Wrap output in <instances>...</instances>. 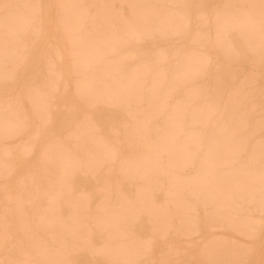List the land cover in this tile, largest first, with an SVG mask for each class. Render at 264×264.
I'll use <instances>...</instances> for the list:
<instances>
[{"label": "rangeland", "instance_id": "1", "mask_svg": "<svg viewBox=\"0 0 264 264\" xmlns=\"http://www.w3.org/2000/svg\"><path fill=\"white\" fill-rule=\"evenodd\" d=\"M32 1V2H31ZM34 1V2H33ZM72 1V0H71ZM71 1H69L68 2V0L66 1V2H68V3H70ZM83 1V2H82ZM103 1V2H102ZM107 0H93V2H92V0H78V2H77V0H73L72 2H74V4L73 3H70V4H67L65 1H64V3L66 4V5H79V7H75V8H78V9H76V12L75 11H72L73 9H75V8H70V7H67V8H69L72 12H74V14H73V16H75L76 14H77V12H78V10L80 9V6H81V9H80V12L79 13H81L82 12V10L83 9H85V7H86V10L88 11L87 13H88V19H90V16H92V15H94L95 13H96V11L98 10V11H100V13H99V15H100V19H98L97 21V23L96 24H98L97 26H99L97 29L99 30V29H103V32H105V33H103L105 36H106V34H108V36H106L107 38L108 37H110L109 36V34L110 35H112L110 38L111 39H107L106 40V38H105V40H102V41H105L104 42V44H106V45H111L112 43H113V41H112V43H107V42H111V40H114V37L116 36H118V34L117 33H119V30H121L122 28H123V26H124V22H125V20L126 21H128L131 17H130V15H129V13L132 11L131 10V7L130 6H128L127 5V3H123L122 1H121V4H120V0H111V2H110V0H108L109 1V4H108V1L106 2ZM149 1V2H148ZM154 2H152V0L150 1V0H147V6H144V3L141 5V7H140V4H138V2L136 3L137 5H139V7H137L138 9H143V6L146 8V9H143V10H150V9H152L151 8V6L153 5V4H155V5H153L154 7H158V8H154L153 7V9H154V12H155V10H156V12H158L159 10H161L160 11V14H161V12H162V14L161 15H163L164 13H166L165 15H163V16H167L168 18L169 17H172V18H174V20H170V22H171V24L169 25V27L170 28H168L169 30H170V32L173 30L172 29V27L173 28H175V26H176V24L177 23H174V22H176V21H178V18H179V20H181V18L183 19V15L181 16L180 14H183V12H185L186 10L185 9H182V8H178V7H175L176 5H185V1H187V0H183V2H180L181 0H169V2H168V0H159L160 1V3L162 4H160L159 3V1L158 0H153ZM155 1H157L156 3H155ZM162 1V2H161ZM171 1V2H170ZM175 3V2H177L175 5H172L173 4V2ZM202 2V4L203 5H205L206 7H204V8H202V9H200V13L202 14V15H211V14H213V11H214V9L217 7V5H218V8L220 7V8H222L221 6H222V3H223V0L221 1V0H188V4L186 3V5H190V4H200V2ZM12 3V4H18V5H21V6H23V4L22 3H24V5H31L32 3L34 4H41V5H45V6H47L46 5V0H37L36 2H39V3H36L35 2V0H28V4H27V1L25 2V0H24V2L23 1H21V0H0V4H2V3ZM15 2V3H14ZM54 2H55V4L57 3V0H54ZM62 2H63V0H62ZM101 2V3H100ZM115 2V3H114ZM153 4H152V3ZM211 2H212V4H211ZM77 3V4H76ZM93 3V5H91ZM108 5H107V4ZM148 3H149V6H148ZM169 3V4H168ZM172 3V4H171ZM180 3V4H179ZM215 3V4H214ZM99 4H102V5H104V7L103 6H99ZM146 4V3H145ZM150 4H152L151 6H150ZM172 6H171V5ZM201 4V5H202ZM110 5H112L111 7H110ZM113 5H114V7H113ZM160 5V6H159ZM220 5V6H219ZM94 6V7H93ZM107 6H108V8H107ZM170 6V7H169ZM101 7V8H100ZM106 7V13H105V10H104V8ZM147 7H148V9H147ZM149 7H150V9H149ZM163 7V8H162ZM25 8V9H24ZM97 8V9H96ZM98 8H100V9H98ZM111 8V9H110ZM176 8V9H175ZM219 8V9H220ZM104 11H103V10ZM159 9V10H158ZM165 9V11L163 12V10ZM166 9H167V12H166ZM171 9H173V12H172V10ZM18 12H19V14H18V12H16L15 13V17H17V18H15V20H16V24L18 25H16L15 23H13V26H11V28L9 29H5V30H3L4 29V27H2L3 25L2 24H4V20H3V15L2 14H0V19H1V21H2V24H1V22H0V33H3V34H1L0 35V53H2L1 55H0V60H1V62H0V64L2 65V67H1V65H0V126H2V124H3V126H7V129H5V127H3L5 130L3 131L2 129L3 128H1V131H3L4 133H0V135H1V137H0V148H6L7 147V145H9L8 147H7V150L10 152V153H8V151L5 149V151H7V153L6 154H4V155H2L1 153H4V152H2V150L0 151V161H2V162H0V165H2V164H4V163H6V164H4V166H5V168H4V170L2 171V169L0 168V186H3V188L2 187H0V218H1V220H2V218L5 220H0V222H3L2 223V225H1V223H0V262H3L4 264L6 263V264H8V261L11 259L10 257H11V255L12 256H17L18 254H16V252L18 253L19 251L18 250H21V247L22 248H24V247H26L27 246V240H26V238L24 239V237L25 236H27L28 237V234H30L29 235V237H28V239L29 238H31L30 236H32L33 237V241H40V242H42V244H50V242H51V240H52V237H51V234L48 232V230H45L43 227H35L34 225H36V223H32L33 221H35L36 222V216H35V214H34V212H36V210H34L33 211V209L34 208H38V210H40V209H43L44 208V210H46V207H44V202H42L43 200L41 199V198H39V197H36V198H34L35 200H34V204L33 205H30V202H29V199L28 198H30L29 197V195L30 196H33L34 194L33 193H35L34 192V190L37 192L38 190H39V188H41L43 185V183H44V181H45V179L46 178H44V177H46L47 176V174L45 173V174H43V170H44V164H41V163H39L40 161H38V159L37 158H35V157H33L32 155H31V153H30V151H28L29 153H30V155L28 156V152L27 153H25L24 154V156H23V154H18L17 153V155H16V153H15V155L16 156H14V148L16 147V146H13V145H15V143H14V141H12V140H10V139H8L7 138V136L6 135H8L9 134V132H15V131H11V129H13V127L15 128V126H18V127H16V128H19V129H14V130H20V128H21V125L22 124H25V122H26V125L27 126H31V125H33L34 123H35V116L34 115H36L35 114V109H34V106L32 105L31 106V104L30 105H27V107H26V101H25V99L26 98H34L35 99V101L37 100L38 101V103H39V99H41V96H35V95H38V94H36L35 92H34V96H33V93L31 94V92H33V91H31L32 89H35L36 90V88L35 87H37V92H39V93H43L44 94V97H46V95H51V97L53 98L54 97V99H52L51 100V98H49L48 99V96H47V98H46V102H47V100H49L48 102H47V104L48 103H50V104H48L49 105V107H50V109H51V119H50V121H49V124L51 125V126H54V127H57V130H58V135H57V140L61 143V145L60 146H62V148H64V147H67L66 149H68L69 148V150L68 151H70V152H72V153H79L80 154V150H78L79 148H80V146L81 145H83L81 142L79 143V139L78 140H74V138H76L75 136H74V134L76 133V131H77V129H79L81 126V124H82V121H81V119H83L82 117L83 116H86L87 117V126L88 125H90V126H95L96 125V127H94L95 129L97 128V126H98V129H96L95 130V132H94V128H91V131H89V133L90 132H92V136H91V134H90V136L89 137H92V138H90V139H101L100 141H102V143L104 144L105 143V141L107 142V144H108V142H109V144L110 145H114V146H116V148H117V152L118 153H120V154H125V155H129V153L130 154H132V155H136V154H138V156H140L142 153H144V154H147L148 153V151H146V149H144V150H142V153L140 152L141 151V148L140 147H142L143 145H145L146 143H145V141L143 140V139H145L146 137H149V142H151V143H149L148 141H146L147 142V144L149 143V144H152V143H154V141H155V137H156V134H155V132L154 133H152L154 130V127L156 126H158V125H160L159 127H161L162 125L161 124H163V120H164V118L163 117H166V119H171L172 118V116H173V114L176 112L175 110H176V108H174L175 106H174V104H175V99L177 100L176 102L178 103L179 101V103L180 104H177L176 103V105H177V109H178V111L179 112H184L185 110L187 111V112H190L189 110H187V107L188 106H186V104H188L189 105V102H187V100H189L190 98H191V96L188 98V89H190V87H189V83H187V82H184L183 84H179V86L177 87V89H175L174 88V92H171V90L173 89H168V86L166 85V82H170V79L169 78H171L172 77V75H173V73H174V69L177 67V65L181 62V61H178V60H181V59H186V55L189 53V56H188V59H190V60H192L191 61V66H195V65H197V62L198 63H201L202 61H205L206 60V58L207 59H211L212 61H213V63H215L217 60H219L222 64H224L225 65V69H224V71H223V73H222V78H223V80L224 81H226V86H225V88H224V90H223V93L221 94V99L223 100V101H227V100H225V99H228V97H229V95L228 94H230V96L232 95V93L234 92V89H235V87H239V88H237L238 90H239V95H237V96H235L234 98H233V100L235 99V101H237V100H239V102L241 103H239L238 101H237V103H239V104H237V103H233V102H235V101H233L232 102V104H234L233 105V107H234V109L236 110V111H238V110H240V113L239 114H241L242 116L241 117H244L243 119H241L240 121H239V123L240 122H243V123H240V124H246V125H244V126H242V129H243V127H244V129L242 130L241 128H240V132H241V134L239 135L240 137H241V135L244 137V134L245 135H248V134H250V135H252L251 137H254V140H253V143H254V145H256V144H258L259 145V142H257V141H260V139H261V129H260V127H258V132H256V131H254L253 129L254 128H252V127H256L258 124H259V122H257L256 121V124L254 123V124H252L253 123V119H254V122H255V120L256 119H258L259 118V111H260V109H259V98H260V90H261V87H262V85H264V64H262L261 63V60H260V62L259 61H256L257 59H256V57L254 58L253 57V55H251V54H243V53H241V54H239V55H237V57L235 58V60H230V61H225L224 60V57H223V55H222V53L221 52H219V51H222L220 48H218V46L216 47V46H213V47H209L208 45H206V44H201V43H197L196 44V40H195V42L194 43H192L194 40L193 39H191L193 36L192 35H190L189 33H186V32H184L183 33V31L181 32V30L178 32V33H176L175 34V36H174V34L172 35V36H170L169 37V35H171V33L170 32H166V33H170L169 35H167L166 33H164L165 35H163V36H165V37H163V36H161V35H155L154 37H152V38H150V39H148V40H142V41H134V42H128V43H126L125 45H123L122 44V42H120V40H119V42H117V43H115L114 42V48H116L114 51L116 52H118V55L120 56V54L122 55V53L124 54V53H129V51L131 52V53H129V54H131V55H129L128 53L126 54V55H128L127 57H126V55L124 54L123 56H121L120 58H117V52L115 53V52H110V53H106V51L104 52V51H100V52H98L99 53V55L100 56H98V54L96 55V56H94V57H98V58H101L100 59V61L98 60V58H96V60L94 59V57H93V59L97 62L96 63V65L98 64V62L100 63V64H102L103 62H105L107 65L109 64H111V65H113V64H119V63H121L122 61L121 60H123L124 58H126L127 60H123L124 62H122V64H120V65H118V66H121V67H119L120 68V70H121V75L123 76V78H122V76L121 75H119V78L117 77V75L116 74H118V73H114L113 75H112V79H110V78H107L106 79V81H103L102 83H104L103 85H102V83L99 85L98 84V87L99 86H101V90L104 88V86H109L108 84L110 83H115L116 81L118 82V80L117 79H120V77L122 78V79H120L121 81H123V80H125L124 78H126V73H127V77H132L133 76V74L132 73H136V72H138V73H140V71L141 72H143L144 73V71L146 72V73H144V74H147L149 71V73L147 74V75H143L142 73H141V75H137V79H135L136 78V76L134 77H132V78H134V79H132L131 77V79L130 78H127V81L130 83V84H128V87H130L129 85H131V89L133 90V88L135 89L134 91H133V93L134 94H137V93H135V92H137V90L139 89V86H141V85H143V86H141L140 87V90L138 91V92H141V90L143 89V87H144V89L142 90L143 92H144V90H145V88H146V90H149L150 88V86L151 87H153V86H156V87H159V88H156V87H153V88H151V89H154V88H156V89H160V84H162V86H166L165 87V89L163 88V87H161V89H164V91L166 92H164L163 90H159V91H163V94L164 95H166V97L168 96L167 95V92L169 91V95H170V98H166L164 95V97L167 99V100H165L167 103L166 104H168V106H170V107H168L167 108V110H164V113H161L160 115H158V118L157 117H155V118H153V119H151V120H147V118L145 117L146 115L145 114H141V113H139V110H138V108H141L142 106V108L144 109V110H146L147 109V107H146V104L149 102V101H147V100H150V98H148V96H146L145 94L142 96V100H140L141 102H139V104H138V102L136 101V100H134L133 101V103L129 106H125V104H121V103H119V102H116V103H114V101L113 102H107V105H105L106 103H102V102H98V103H96L95 104V102L93 103V102H90V101H88V97H86L85 98V94H83V91H82V93L81 92H77V91H75V92H77L76 94L77 95H81V94H83L80 98L79 97H77V95L75 94V92H74V90H73V87L75 86V84L77 83L76 82V80H79L80 78H82L83 77V75H81V74H78V73H70V75H69V77H66L65 78V76L62 74V71H61V65L60 64H57V62H56V59L53 57L54 56V54H55V52H57L56 51V49L55 48H57L58 50H59V45L63 42V40L67 37V34L65 35L64 33H63V29H61L62 28V25H63V21H60V22H62V24L61 23H59L58 21L61 19V17H60V19H59V16H57L58 14H59V12H55L54 13V15H53V20H52V22H51V24H50V26H51V39L48 41V42H45L44 43V41H46V39H45V33H46V28H47V21H46V19H44L45 18V16H44V18H43V28H42V31L40 32V34L39 35H36L34 32H33V29H32V26H31V24L30 23H28L27 25H25V26H22V25H24V24H26V21H27V16H25V17H21V15L22 16H24V15H29V14H27L28 12H27V9H26V7H20L19 9H16ZM25 10V11H24ZM46 10H47V8H45L44 9V12L46 13ZM110 11V13H109V11ZM116 10V11H115ZM131 10V11H130ZM169 10V11H168ZM182 11V12H180V11ZM185 10V11H184ZM201 10L203 11V13L201 12ZM22 11V12H21ZM68 11V10H67ZM130 11V12H129ZM150 11H153V10H150ZM26 12V13H25ZM112 12L114 13V14H112ZM169 12L171 13V15L173 14V16H171L170 14H169ZM177 12V14L179 15V16H181V18L178 16V15H176L175 13ZM205 12V13H204ZM76 13V14H75ZM109 13V14H108ZM117 15H116V14ZM121 13V14H120ZM159 13V12H158ZM72 14L71 15H69V17H73L72 16ZM105 14L107 15V16H105ZM112 14V15H111ZM133 13H131V15H132ZM17 15V16H16ZM78 15V14H77ZM99 15H98V13H97V16L99 17ZM104 15V16H103ZM116 15V17H115V22H114V20H113V18H114V16ZM121 15V17H120V19L118 18L119 16ZM126 15V16H125ZM128 15V16H127ZM20 16V17H19ZM66 16V15H65ZM68 16H66V18H69ZM94 18H95V16H93ZM92 17V18H93ZM107 19L106 21H104L103 19ZM125 19H124V18ZM177 19H176V18ZM19 18V19H18ZM121 18L123 19V20H121ZM171 18V19H172ZM24 19H26L25 21H24ZM108 19H110V20H112L114 23H112V22H110V20H108ZM120 20V21H118V20ZM170 19V18H169ZM23 20V22H21V21ZM62 20V19H61ZM100 20V21H99ZM117 20V21H116ZM104 21V23H102V22ZM124 21V22H123ZM174 21V22H173ZM15 22V21H14ZM106 22H108L109 24H110V26H111V33L109 32L110 31V26L108 27L107 25V23ZM179 22L180 21H178V24H179ZM44 23H46V24H44ZM121 23V24H120ZM181 23H183V20H181ZM30 24V25H29ZM61 24V25H60ZM89 24V25H88ZM102 24V25H101ZM104 24H105V26H104ZM107 24V25H106ZM114 24V25H113ZM29 25V26H28ZM44 25H46V26H44ZM120 25H122V26H120ZM171 25H172V27H171ZM61 26V27H60ZM100 26H102V27H100ZM109 28L108 30L109 31H105V28ZM117 26H118V28H117ZM120 26V27H119ZM178 26V25H177ZM176 26V27H177ZM12 27H17L16 29L14 28V29H12ZM20 27H24V28H20ZM27 27V28H26ZM86 27V28H85ZM122 27V28H121ZM26 28V30H24L23 31V29H25ZM29 28V29H28ZM88 28H89V30L90 31H93V29H95V28H93L92 26H90V23H88V21H86V22H84V24H83V27H82V31H83V33H85V35H86V32H85V30H87V33L89 34L90 33V31L88 30ZM113 28H116V29H113ZM19 29V30H18ZM22 29V31H20ZM28 29V30H27ZM92 29V30H91ZM97 29H95L96 31H98ZM10 30V31H9ZM14 30V31H13ZM18 30V31H17ZM32 30V31H31ZM113 30H116L115 31V33H113ZM7 31H8V33H7ZM13 33H12V32ZM27 31V32H26ZM89 31V32H88ZM23 32L25 33L24 35H23ZM30 32V33H29ZM35 34V35H32L33 33ZM106 32H108V33H106ZM182 34H181V33ZM92 33V32H91ZM89 34V39L88 40H90L91 39V37H92V35L94 36L95 34H97V32H94L93 31V33H95V34ZM87 34V35H88ZM163 34V33H162ZM180 34V36H178ZM9 35V36H8ZM23 35V36H22ZM43 35V36H42ZM2 36V37H1ZM8 36V37H7ZM36 36H38L37 38H36ZM39 36H40V38H39ZM57 36V37H56ZM198 36V35H197ZM20 37V38H19ZM25 37V38H24ZM173 37V38H172ZM10 38V39H9ZM28 38V39H27ZM31 38V39H30ZM35 38H36V40H35ZM58 38V39H57ZM194 38V37H193ZM7 40V42H5V40ZM56 39V40H55ZM118 39V38H117ZM190 39H191V42H190V44H189V41H190ZM4 40V41H3ZM11 40H14V42L13 41H11ZM17 40V41H16ZM87 40V41H88ZM193 40V41H192ZM32 41V42H31ZM91 41V40H90ZM35 42V43H34ZM52 42V43H51ZM6 43V44H5ZM10 43V44H9ZM16 43V44H15ZM18 43V44H17ZM24 43V45H22V44ZM26 43V44H25ZM34 43V44H33ZM38 43V44H37ZM44 43V44H43ZM5 46H4V45ZM11 44H13V45H16L15 46V48H14V46L13 45H11ZM116 44V45H115ZM121 44V45H120ZM129 44H131V45H129ZM3 45V46H2ZM7 45V46H6ZM20 45L24 48L25 46V48L23 49V48H21L20 49ZM37 45V46H36ZM127 45V46H126ZM202 45H204L203 47H202ZM19 46V47H18ZM50 48H49V47ZM120 46H122V47H120ZM124 46H126V47H124ZM129 46V47H128ZM6 47V48H5ZM9 47V48H8ZM13 47V48H12ZM194 47V48H193ZM200 47H202V48H200ZM215 47V48H214ZM237 47H238V49H246V45L241 41V38L239 37L238 38V40H237ZM8 48V49H7ZM209 48V49H208ZM214 48V49H213ZM217 48V49H216ZM11 49H12V51H11ZM70 49H71V47H70ZM119 49V50H118ZM126 49V50H125ZM127 49H129V51L127 50ZM147 51H146V50ZM194 49V50H193ZM207 49H208V51H207ZM218 49H219V51H218ZM7 51V52H3V51ZM9 50V51H8ZM20 50H22V51H20ZM50 50V51H49ZM157 50H160V51H158L157 52ZM27 51V52H26ZM125 51V52H124ZM144 51H146L145 53H144ZM178 51V52H177ZM190 51H194V54L193 53H191ZM197 51V52H196ZM201 51V52H200ZM11 52V53H10ZM15 52H16V54H15ZM20 52H22L21 54H20ZM104 52V53H103ZM141 52V53H140ZM162 52H165V53H163L162 54ZM187 52V54H184V53H186ZM202 53L200 56L199 55H197L196 56V53ZM8 53V54H7ZM106 53V54H105ZM120 53V54H119ZM148 53H150V54H148ZM159 54L160 56H162V58L160 57V56H158L157 54ZM177 53V54H176ZM206 54V55H204V54ZM207 53H208V55H207ZM221 53V54H220ZM5 54H7L6 56H5ZM13 54V55H12ZM17 54H19V55H17ZM47 54V55H46ZM49 54V55H48ZM52 54V55H51ZM105 55V57L104 58H102L101 56L102 55ZM108 54V55H107ZM109 54H111V55H109ZM139 54H141V55H139ZM162 54V55H161ZM4 56V59L2 60V58H3V56ZM20 55H21V57H20ZM27 55V56H26ZM139 55V56H138ZM142 55H144V56H142ZM157 55V56H156ZM192 55H195L194 57L196 58V57H200V61H199V58H192L193 56ZM204 55V56H203ZM12 56V57H11ZM25 56V58H23ZM49 56H51V57H49ZM134 56V57H133ZM144 58V59H142V57ZM147 56V57H146ZM150 56V57H149ZM163 56H166L165 58L163 57ZM179 56H181V57H179ZM183 56V57H182ZM203 56V57H202ZM252 56V57H251ZM7 57V58H6ZM10 57V58H9ZM19 57V59H16V58H18ZM47 57H48V59H47ZM130 57H133L134 59H132L133 60V62H132V60H130V62L128 61L129 60V58ZM157 59H156V58ZM185 57V58H184ZM190 57V58H189ZM202 57V58H201ZM9 58V59H8ZM51 58V59H50ZM54 58V59H53ZM111 58H113V59H111ZM115 58H117L116 60H115ZM150 58V59H149ZM164 58V59H163ZM192 58V59H191ZM205 58V59H204ZM251 58V59H250ZM14 59H16V61L14 60ZM70 59H71V62L74 60V58H73V56L71 57L70 56ZM93 59H92V62H93ZM107 61H105V60ZM121 59V60H120ZM154 59H156V60H154ZM163 59V60H162ZM165 59H168V61L167 60H165ZM193 59H195V60H197L198 59V61L197 62H195V60L193 61ZM203 59V60H202ZM254 59H255V61H256V64H254L253 63V61H254ZM7 60V61H6ZM44 60V61H43ZM55 60V61H54ZM112 60H113V63H112ZM115 60V61H114ZM119 60V61H118ZM147 61V62H143V63H141L142 61ZM149 60V61H148ZM161 60V62H157V63H160V64H157L156 65V63H155V61H160ZM177 60V61H176ZM259 60V59H258ZM3 61H4V63H3ZM22 61V63L20 64V62ZM46 61V62H45ZM95 61L93 62V63H95ZM101 61H102V63H101ZM118 61V62H117ZM121 61V62H120ZM152 61H154V62H152ZM177 63L178 62V64H176L175 62ZM53 62V63H52ZM55 62V63H54ZM109 62V63H108ZM111 62V63H110ZM126 62V63H125ZM136 62H138V64H136L137 65V67L135 66V63ZM140 62V63H139ZM149 62H151L150 64H149ZM194 62H195V64H194ZM10 63H13V64H10ZM14 63H18V65L17 64H14ZM49 63V64H48ZM59 63V62H58ZM147 63V64H146ZM232 63V64H231ZM52 64V65H51ZM54 64V65H53ZM79 64V63H78ZM127 64V65H126ZM131 64H133V65H131ZM144 66H143V65ZM153 64V65H152ZM173 64H174V66H175V68H174V66H173ZM4 65V66H3ZM11 65H13L12 67L13 68H15V69H13L12 67H11ZM15 65H17L18 67H16ZM20 65V66H19ZM108 65V66H109ZM144 67V69H143V71L141 70L143 67ZM149 68V69H146L147 67ZM155 65V66H154ZM170 65V66H169ZM47 66H49V67H47ZM50 66H53L54 68H56L55 69V74L54 73H50ZM100 66H102L103 67V65H97V70H98V68ZM108 66H105L104 65V67H103V69H100V70H104L106 67H108ZM129 66H131L130 68H129ZM135 67V68H137V69H135V68H133V67ZM141 68V69H139V67ZM190 66V67H191ZM4 67H7V69L6 68H4ZM47 67V68H46ZM128 67V69H126ZM153 67V68H152ZM155 67V68H154ZM170 67L171 68V70H170V68H169V70H167L168 68ZM13 70H12V69ZM80 68V67H79ZM101 68V67H100ZM122 68V69H121ZM159 68V69H158ZM192 68V67H191ZM2 69H4L5 71H7V72H5L4 70H2ZM11 69V70H10ZM46 69V70H45ZM133 69H135V70H133ZM140 70V71H137V70ZM161 69H162V71H161ZM173 69V70H172ZM195 69V67L193 68V70ZM8 70H10V71H8ZM100 70H98V72H100ZM152 70V71H151ZM155 70H156V72H158V71H160V73L158 72L157 74H156V72H155ZM46 71V72H45ZM49 71V72H48ZM126 71H130L129 72V74L130 75H128V72H125ZM132 71V72H131ZM134 71V72H133ZM136 71V72H135ZM167 71V72H166ZM170 71V72H169ZM233 71V73H231ZM1 72H3L2 73V75H1ZM15 72V73H14ZM164 72L166 73V75H164L163 76V74H164ZM172 72V73H171ZM252 73L253 75V77L251 76V74L250 73ZM8 73H10L11 74V76H12V79H11V77H10V74H9V76H8ZM48 73H50V74H48ZM60 73V74H59ZM155 73V75H153ZM229 73H231L232 75H234L233 76V78H234V80H232L233 78H230V77H232V75L231 74H229ZM247 73V74H246ZM59 74V75H58ZM73 74H75V76L73 75ZM78 74V75H77ZM132 74V75H131ZM150 74H152V76H150ZM159 74H160V77H158L159 76ZM162 74V75H161ZM172 74V75H171ZM248 74H249V77H248ZM22 77H21V76ZM47 75V76H46ZM51 75H55L56 76V78L58 79V77L60 76V80L58 79H56V78H54V77H52ZM156 75H157V77H156ZM169 76V78H168V76ZM231 75V76H230ZM244 75H246V77L244 76ZM5 76H8V77H5ZM46 76V77H45ZM125 76V77H124ZM138 76H142V79H138V78H140V77H138ZM162 76H163V80H161L162 79ZM2 77V78H1ZM10 77V78H9ZM49 77H50V80H49ZM52 77V78H51ZM115 77V78H114ZM156 78V79H158V80H161V81H164L163 83L162 82H160V81H158L157 80V82L155 83V84H152L151 85V82L153 81L152 79V81L150 80V78ZM252 78V81H253V84H251V85H253L252 87H254V88H248V85L252 82H249L248 80H251V78ZM6 78V79H5ZM79 78V79H78ZM85 78V77H84ZM83 78V79H84ZM145 78V79H144ZM154 78V79H155ZM198 78H200V79H195V80H193V86L194 87H196V88H198V87H200L201 89L202 88H205V89H209V90H213V89H216L215 87H217V81H215L216 79H215V77H198ZM215 80H214V79ZM242 78H244L245 80H244V82H243V80H242ZM250 78V79H249ZM253 78H255V80L253 79ZM23 79V80H22ZM46 81H45V80ZM115 79V80H114ZM129 79L132 81V80H135L134 82L132 81V83L133 84H131V82L129 81ZM155 79V80H156ZM173 79V78H172ZM248 79V80H247ZM4 80V81H3ZM20 81V83H19V81ZM22 80V81H21ZM52 80H56V81H58V82H56V89H55V86L54 87H48L49 86V82L50 81H52ZM72 80H75V84L73 83L74 81H72ZM112 80V82H110ZM119 80V81H120ZM144 80H145V82L146 83H144ZM242 81V85L240 84L239 85V82L240 81ZM80 81H81V79H80ZM80 81H78V82H80ZM121 81L120 82H118V85L117 86H119L120 87V85H121ZM138 81L140 82V81H142L139 85H136V83H138ZM172 81V80H171ZM183 81V80H182ZM246 81H248L247 83H246ZM3 82V83H2ZM33 82V83H32ZM70 82V83H69ZM106 82V83H105ZM109 82V83H108ZM125 82H126V80H125ZM160 82V83H159ZM13 83V84H12ZM35 83V84H34ZM45 83V84H44ZM62 83V84H61ZM64 83V84H63ZM66 83V84H65ZM108 83V84H107ZM113 83H112V86H113ZM120 83V84H119ZM134 83H135V85L136 86H134ZM143 83V84H142ZM182 83V82H181ZM241 83V82H240ZM21 84V85H20ZM48 84V85H47ZM116 84V83H115ZM114 84V85H115ZM149 84H150V86H149ZM168 85H169V87H171L170 85V83H167ZM197 84H199L198 86H196ZM237 84V85H236ZM246 84V85H245ZM20 85V86H19ZM63 87V89H62V87ZM134 87H133V86ZM158 85V86H157ZM160 85V86H159ZM182 85V86H181ZM30 86V87H29ZM33 86V87H32ZM64 86H69L68 88H66V87H64ZM116 86V85H115ZM149 86V87H148ZM183 86H184V88H183ZM202 86V87H201ZM21 88V89H18L17 90V88ZM24 87V88H23ZM28 87H29V89H28ZM59 87H61V89L59 88ZM97 87V88H98ZM138 87V88H137ZM149 89H148V88ZM182 87V88H181ZM189 87V88H188ZM242 87H244V88H242ZM48 89L49 88V90H45V89ZM181 88V89H180ZM188 88V89H187ZM200 88H198V91L200 90ZM242 88V89H241ZM24 89V90H23ZM60 89V90H59ZM64 89H66V90H64ZM70 89L72 90V92H71V94L69 93L70 92ZM150 89V90H151ZM166 89H168V91H166ZM184 89L185 90H187V92L186 91H184ZM253 89H254V92H253ZM28 90H29V93H28ZM51 90V91H50ZM55 90V91H54ZM63 90V91H62ZM69 90V91H68ZM177 90V91H176ZM236 90V89H235ZM15 91V92H14ZM22 91V92H21ZM52 91H53V93H52ZM68 91V92H67ZM251 91L254 93V94H256V95H254L253 93H251ZM14 92V93H13ZM45 92V93H44ZM51 92V93H50ZM74 92V93H73ZM181 92V93H180ZM185 94H187V95H185ZM47 93V94H46ZM68 93V94H67ZM80 93V94H79ZM16 94V95H15ZM29 94V95H28ZM53 94V95H52ZM140 93H138V95H139ZM31 95V96H30ZM252 95H254V96H252ZM172 96H173V98H172ZM178 96V97H177ZM187 97V100H186V98L185 97ZM244 96H245V100L243 99L244 98ZM255 96H258V97H255ZM26 97V98H25ZM39 99H38V98ZM50 97V96H49ZM252 97V98H251ZM255 97V98H254ZM4 98H6V100L4 99ZM16 98L18 99V100H16ZM148 98V99H147ZM164 98V99H165ZM246 98H248V99H246ZM82 99H84V100H82ZM87 99V100H86ZM144 99V100H143ZM183 99H184V102H182L183 101ZM243 101H242V100ZM3 100H5L4 102H3ZM83 102H82V101ZM258 100V101H257ZM17 101V102H16ZM19 101H20V104H19ZM25 101V102H24ZM86 101H87V103L88 102H90V106L91 107H89V105H87V107H86ZM174 101V102H173ZM246 101V102H245ZM255 101V103H253ZM3 102V103H2ZM40 102H42V100H40ZM186 102V103H185ZM257 102V103H256ZM37 103V102H36ZM108 103H110V104H108ZM115 104V105H112V104ZM118 103V104H117ZM242 103L244 104V106L243 107H241V105H242ZM251 103H253L252 105H253V107L255 106V104H256V108H255V111L256 112H254V114L252 115V116H248V112H249V110L251 109V108H253V107H251L252 105H250ZM22 104V105H21ZM92 104V105H91ZM119 106V108H117L118 106ZM172 104H173V106H172ZM182 104H184L185 106H184V108H183V105ZM236 104V105H235ZM258 104V105H257ZM19 105H21L22 106V109H21V106H19ZM37 105V104H36ZM94 105V106H93ZM121 105V106H120ZM139 105V106H138ZM180 105H182V106H179ZM238 105H240V107L238 106ZM250 107H249V106ZM93 106V107H92ZM117 106V107H116ZM126 107V108H128L129 109V111H125L124 110V112H122L123 110H122V107ZM235 106H237L236 108H235ZM248 106V107H247ZM258 106V107H257ZM9 107H11V108H9ZM124 107H123V109H124ZM171 107H172V111L170 110L171 109ZM183 109H182V108ZM3 108V109H2ZM24 108V109H23ZM90 108H92V109H90ZM121 108V109H120ZM132 108V109H131ZM135 108V109H134ZM137 108V109H136ZM170 108V109H169ZM180 108V109H179ZM243 108V109H242ZM248 108H250V109H248ZM8 109V110H7ZM34 109V110H33ZM182 109V110H181ZM248 109V110H247ZM5 110V111H4ZM17 111V113H16V115L14 114L15 112L14 111ZM24 111V113L23 112H21V111ZM26 110V111H25ZM135 111V110H137L138 111V113H137V111H135L134 113H131V114H128V113H130L131 111ZM246 110V112H244ZM7 111V112H6ZM173 111H174V113H173ZM185 111V112H186ZM244 113H243V112ZM5 112V113H4ZM10 112V113H9ZM14 112V113H13ZM27 112V113H26ZM84 112H85V114H87V115H83L84 114ZM127 114H126V113ZM167 112H172V113H170V114H168ZM239 112V111H238ZM22 113V114H21ZM77 113H82V117H81V119H80V121L78 120V119H76L75 117H76V114ZM166 113H167V115H166ZM1 114H3L2 116H1ZM5 114L7 115V116H5ZM9 114H10V116H9ZM24 114V115H23ZM90 114V115H89ZM135 114V116H133ZM166 116H165V115ZM14 115V116H13ZM18 115V116H17ZM19 115H21V117L19 116ZM25 115H26V119L24 120V119H21V118H23V117H25ZM127 115H129L130 117L131 116H133V117H128ZM171 116V117H169V118H167V116ZM8 116H9V118H8ZM23 116V117H22ZM190 116H191V114H190ZM189 116V119L187 118V119H184V120H181V119H179V122H181V121H184L183 122V124H182V122L179 124L178 123V125L177 126H179V127H181L182 128V130L179 128L178 129V127H177V129L178 130H180V131H182V132H180L181 133V135L180 134H178V137H176V139L177 140H174L172 143H173V145H177V144H179L180 143V141L178 140V139H181V140H183V137H184V135H186V134H188L189 132L192 134H194L193 136H197V135H202L203 137H205V140H208L207 139V137L209 138V136H210V138L213 136V133L211 134V132L212 131H214L215 130V125H216V119L215 118H213V119H211V120H209V119H207V123H206V126L207 127H205L204 125H201V124H197V125H195V127L193 126V124L191 125V120H190V118L192 119V116L190 117ZM2 117H4V119L2 118ZM19 117H20V119L23 121V123H22V121L19 119ZM135 117V118H134ZM256 117V118H255ZM258 117V118H257ZM7 118V119H6ZM15 118H17V119H15ZM8 119H9V121H8ZM16 121H15V120ZM162 121H161V120ZM173 119V118H172ZM2 120H4V121H2ZM5 120H7V121H5ZM213 120H215V122L213 121ZM13 121H15V122H13ZM20 121V122H19ZM141 121H144V122H141ZM150 123H149V122ZM185 121H186V123L188 122V123H190V125L187 127L186 126V124H185ZM258 121H259V119H258ZM3 122V123H2ZM6 123V125H5V123ZM7 122H8V125H9V122H10V125L8 126L7 125ZM13 122V123H12ZM18 122V124L16 125V123ZM135 122V123H134ZM137 122V123H136ZM139 122H140V124H145V125H147V126H144V127H146V128H144L142 125H140L139 124ZM158 122V123H157ZM250 122H251V124H250ZM14 123H15V126H14ZM19 123H21V125L19 124ZM77 123V124H76ZM147 123V124H146ZM149 123V124H148ZM152 123V124H151ZM153 123H154V126H153ZM212 123H213V125H214V127H213V125H212ZM248 123V124H247ZM11 124H13V126L11 125ZM78 125V126H76V125ZM134 124H136V125H134ZM143 124V125H144ZM210 125V126H208V125ZM133 125V126H132ZM201 125V126H200ZM253 125H255V126H253ZM12 126V127H11ZM74 126H75V128H74ZM126 126V127H125ZM134 126H137L136 127V129H139V130H137V131H139V132H137L136 131V133L138 134V133H140L139 135H137L136 133H135V131H134ZM139 126V127H138ZM131 127H133L134 129H132ZM143 127V130L145 129H148L149 130V132L148 131H146L147 132V134H144L143 133V130L141 129ZM149 127H151V128H153L152 130H151V128L149 129ZM190 127V128H189ZM8 128H10V129H8ZM184 128V129H183ZM197 128V129H196ZM200 128V129H199ZM204 128V129H203ZM92 129H93V131H92ZM126 129V130H125ZM10 130V131H9ZM113 130L114 131H116L115 133L113 132ZM144 130V131H145ZM150 130H151V132H150ZM189 130V131H188ZM196 132V134H195V132ZM252 130V131H251ZM7 131V132H6ZM9 131V132H8ZM96 131H98V132H96ZM133 131V132H132ZM185 131V132H184ZM193 131V132H192ZM197 131H198V134H197ZM207 131V132H206ZM249 131V133L247 134V132ZM254 131V132H253ZM70 132V133H69ZM73 132V133H72ZM75 132V133H74ZM108 132V133H107ZM112 132H113V134H112ZM188 132V133H187ZM199 132H200V134H199ZM251 132V133H250ZM5 133H7V134H5ZM21 133V134H20ZM94 133V134H93ZM100 135H99V134ZM150 133V134H149ZM185 133V134H184ZM253 133V134H252ZM5 134V137L6 138H4V140L2 139L4 136L3 135ZM15 134H18L19 135V138H21V140L19 139V143H18V145H20V146H25L24 144H26V146H30L31 144V141L30 140H32V138H31V136L29 135V134H27V132H25V131H19V133H18V131L17 132H15ZM65 134H66V136H68V134H69V136L68 137H65ZM143 134V135H142ZM155 134V135H154ZM205 134V135H204ZM72 135V136H71ZM99 136V138L98 137H96V136ZM142 135V136H141ZM147 135V136H146ZM150 135V136H149ZM154 135V136H153ZM24 138H23V137ZM26 136V137H25ZM100 136H101V138H100ZM145 136V137H144ZM239 136L237 137V140L239 141L240 139H242V137L239 139ZM96 137V138H95ZM113 137V138H112ZM126 137H127V139H126ZM138 137H141V138H138ZM144 137V138H143ZM23 138V139H22ZM31 138V139H30ZM209 138V139H210ZM8 139V140H7ZM77 139V138H76ZM102 139H104V140H102ZM117 139V140H116ZM142 140V141H140V140ZM147 139V138H146ZM151 139V140H150ZM6 140V141H5ZM117 142H116V141ZM130 141V143H129V141ZM139 140V141H138ZM236 140V141H237ZM256 140V141H255ZM33 141V140H32ZM104 141V142H103ZM27 142H29V144L30 145H28V143ZM128 142V143H127ZM137 142H140L141 144H142V142H143V144L141 145V144H139V143H137ZM256 142V143H255ZM24 143V144H23ZM33 143V142H32ZM74 143H76L77 145H75ZM137 143V144H136ZM189 143V146L188 145H186L188 148H194L193 146H194V144L192 143V142H188ZM187 143V144H188ZM248 143V142H247ZM246 143V144H247ZM72 144H73V147L75 148H73L72 147ZM148 144V145H149ZM6 145V146H5ZM64 145V146H63ZM80 145V146H79ZM104 145H106V143L104 144ZM135 145H136V147H135ZM141 145V146H140ZM138 146H140V147H138ZM79 147V148H78ZM106 147V146H105ZM2 148V149H3ZM76 148H77V150H76ZM136 148V149H135ZM139 149V152H138V149ZM143 148V147H142ZM10 149V150H9ZM65 149V148H64ZM64 150V151H67V150ZM71 149V150H70ZM74 149V150H73ZM130 149H132L133 151H132V153H131V150ZM73 150V151H72ZM3 151H4V149H3ZM67 151V152H68ZM135 151H136V153H135ZM257 151H258V148H257ZM125 152V153H124ZM128 153V154H127ZM244 153V152H243ZM243 153H241V155H239L238 156V158L233 162L234 164L233 165H231L232 167H230L232 170L231 171H228V173L227 174H229V175H231L232 173V175H231V177L233 176L234 177V175L236 176V178L234 179L233 177V179H234V181H232V182H236L237 181V179L239 178V175H238V171L236 172V170H238V167L240 168L239 170H243V172H244V169H245V172H252V171H254L255 169H258V167L257 168H254V169H252L251 171H249V170H246V167H245V165H247V155L249 154V144H247L246 145V151H245V153L243 154ZM258 153H259V151H258ZM1 155H2V157H1ZM10 155V156H9ZM81 155V154H80ZM246 155V156H245ZM4 156H6L7 157V159H6V157H4ZM8 156H9V159H8ZM13 156V157H12ZM32 156V158H30ZM137 156V157H138ZM11 157H12V159H11ZM244 157H245V159H244ZM6 160H5V159ZM162 159H161V161H166V155L165 154H163L162 155V157H161ZM241 159H242V162H241ZM2 163V164H1ZM237 163H239V164H237ZM245 164V165H244ZM42 165V166H41ZM237 165V166H236ZM240 165V166H239ZM244 165V166H243ZM3 166V165H2ZM1 167V166H0ZM9 167V168H8ZM14 167V168H13ZM108 167V164H104L99 170H98V172L96 173L95 171H94V173L89 169H87L85 166L84 167H82V171L80 172V170L78 171V170H75L73 173L72 172H68V176H64V175H66V173L63 175L64 177V179H67L68 181L69 180H71V185H72V191H71V195L72 196H76V195H81V196H84V198L86 199V198H89V210H86L87 208H85L84 210H83V212H86V211H88V212H92V210H94L95 208L94 207H96L99 203H100V201H102L103 200V197H104V192H103V189H102V186H103V180L105 179V177L106 178H109V181L115 186V184H114V182L116 183L117 182V180L122 184V186H123V188L129 193V194H132V193H134V190L136 189V184H131L130 185V183H129V180L127 179V180H125L124 181V179H123V177H121V178H119V179H117V180H114V179H116V176H117V173L115 172V171H112V172H110V173H108L107 171H106V168ZM235 167V168H234ZM242 167V168H241ZM6 168L7 169H9L8 171L10 172V174L8 175L7 174V170H6ZM10 169H11V171H10ZM13 169V170H12ZM43 169V170H42ZM86 169L88 170V171H86ZM234 169H236L235 171H234ZM17 170H19L20 171V173H19V175L17 176V178L15 177V179H14V173L17 171ZM85 170V171H84ZM39 171V172H38ZM193 172V168H191V167H188V168H186L185 169V173H187V174H191ZM225 172H227V171H225ZM72 173V174H71ZM215 173H217V175L219 176V172L217 171V172H215ZM221 173V172H220ZM5 174H7V175H5ZM95 174V175H94ZM5 175V176H4ZM46 175V176H45ZM214 175V174H213ZM216 174H215V176H213L214 177V179H216L218 176H217ZM224 175H226V173L225 174H223V176ZM238 175V176H237ZM2 176V177H1ZM7 176V177H6ZM23 176V177H22ZM29 177H33L32 179L31 178H29ZM66 177V178H65ZM19 178L21 179V178H23V180L21 181H19ZM44 178V179H43ZM219 178V177H218ZM29 179H31V181L29 180ZM41 182V183H39L38 184V180ZM43 179V180H42ZM126 179V178H125ZM233 179H231V180H233ZM1 180H6V181H4V182H2ZM33 180H35V181H33ZM121 180V181H120ZM19 181V182H18ZM33 182V183H30V182ZM65 182H67L66 180H64ZM256 181V183H253V182H255ZM255 181H253V180H251L250 182H249V185H246L245 187H244V190H246L245 192V194L243 193V196H244V199H246V196L248 195H250V194H253L254 196H250L251 197V200L254 202H251V200H249V202H251V204H249L248 202H246V201H248V199L250 198V197H248L247 196V198L248 199H246V200H244L243 198H242V196H240L241 195V193H239V191H235V190H237V187H236V185L234 186V187H236L235 188V190H234V187H233V190H232V192H231V189H229V188H227L228 190H224L225 188H226V186L224 187V186H222V190H224L225 191V193L227 194V193H229V192H231V193H229V195H231L229 198L232 200V202H231V200H228V202L226 203L225 201H224V199H222V200H219V201H223V202H219V203H221V204H219V206L220 205H222V206H217V207H219V208H225V213L224 214H222V218L221 217H219V218H221V220L225 217V216H227V217H225L226 219H223V221H221V222H223L224 224H226L228 221L230 222L231 220V222H234L233 224H235L236 223V225L238 224L237 222H235V220L237 221L238 219V222H241L240 220L242 219V220H245V223H244V221L243 222H241V226H242V223H243V226H244V224H246L247 226H244V227H248V226H251L252 228H255V227H257V228H255V229H253L252 230V228H251V230L252 231H256L259 227L257 226V223L259 224V222L258 221H260V219H261V217H262V215H264V211H260L259 210V207H258V202L260 203V205H262V204H264V203H262V202H260L261 201V190H259L260 188H261V186L260 187H257V186H259V185H261L260 183H257V182H260V180H255ZM21 182V183H20ZM22 182H24V183H22ZM229 182H231V181H229ZM37 183V184H36ZM22 184V185H21ZM33 184H35L36 186H37V188L35 187V185H33ZM40 184H41V186H40ZM250 184H252V188H253V186H254V188L253 189H255V188H259L258 190L257 189H255V190H257V192L254 190H252L251 189V185ZM256 186V187H255ZM39 187V188H38ZM231 187V188H232ZM101 188V189H100ZM248 188H250V189H248ZM38 189V190H37ZM101 190V191H100ZM248 190H250V191H248ZM227 191V192H226ZM247 191H248V193H247ZM252 191H253V193H252ZM185 192H186V194H185ZM185 192H183L182 193V196H184L185 198L186 197H189L188 196V192H187V190L185 191ZM234 192H236V193H234ZM164 192H163V190L161 189V190H159V189H156L155 190V192H154V194H155V200L157 201V203L158 204H160V205H165L166 203V201H167V197L166 196H164V194H163ZM232 193H234L235 195L234 196H236V194H237V196L240 198V200H239V198L238 197H234L233 195H232ZM254 193H256V194H258V195H256V194H254ZM10 195V198L8 199V200H5V198L8 196V195ZM32 194V195H31ZM113 194L115 195V192L113 191ZM5 195H7L6 197H4ZM12 196V197H11ZM15 196H17V197H20V199L22 200V202H21V207H19V209L23 212V213H25V214H27L26 216H24L23 218L22 217H19V219H20V221H21V218H22V220H24L23 222H24V226L22 225V223L21 224H19V222L17 223V221H15V217H14V213H15V210H13L15 207H12V204H13V206H14V203H13V200H14V197ZM4 197V198H3ZM9 197V196H8ZM28 197V198H27ZM252 197H253V199H252ZM259 197V198H258ZM63 198H65V197H63ZM255 198H257L256 200H254ZM12 201H11V200ZM26 199H27V201L29 202H27L26 201ZM40 199V200H39ZM260 201H259V200ZM10 200V201H9ZM38 200H39V202H38ZM233 200H235V201H233ZM236 200L238 201V202H236ZM9 201V202H8ZM193 201V200H192ZM229 201L231 202V204L229 203ZM257 201V202H256ZM40 202H42V203H40ZM224 202H225V206H231L232 207V209L230 210V207H228V210L226 211V208L227 207H225V206H223L224 205ZM239 203L238 204V206L239 205H241V206H239L241 209H239V207L238 208H235V207H237V204L236 203ZM243 202H245V204L243 203ZM256 202V203H255ZM35 203H36V205L38 204V205H40V204H42V205H40V206H35ZM248 203V204H247ZM232 205H236V206H232ZM252 205V206H251ZM257 205V206H256ZM33 206V207H32ZM253 206H255V207H253ZM31 207V208H30ZM243 207V208H242ZM246 207V208H245ZM249 207V208H248ZM12 208V209H11ZM30 208V209H29ZM170 210H171V207L169 208ZM205 209V208H204ZM203 208H199L198 209V216L194 219V221L192 222V225L194 224V226L196 227L195 229H197V227H198V229H197V232L195 233V234H192V233H190V234H188V235H186V233L182 230V232H184L183 234L181 233V230L179 231H177V222H178V220H177V217H174L173 219H172V225H171V227L169 226V228L167 229V231L163 234L162 233V237H161V233H160V235H159V232H155V234H154V232H153V228H152V226H153V224H154V222H152V220L150 219V218H148L149 216H148V214L146 213L145 214V212H141L140 214H139V216H137V218H136V221L134 220L131 224L129 223L128 225H130V226H126V229L127 230H130V232H132L131 233V236H132V238H134V239H136V240H138L139 242H140V245L142 246V247H145L146 248V250H147V248H148V250H147V254L144 256V258H143V260L140 262V263H138V264H160V262L162 261V260H169V261H171L172 262V264H190L191 262V264H205L206 263V261L204 260V259H202V254H200V250H199V245H197V243L198 244H200V242H203L204 240L205 241H208L209 239H211V238H214V237H216L217 238V236L216 235H218V237L220 238V239H218L217 241H221V239L223 240V235H221V234H217V233H215L214 232V229H213V225L215 224V222H216V224H217V222L219 221V220H216V219H214V220H211V222H212V224H211V222L209 221L210 219H207V221H206V217H207V215H206V217H205V213H207V211H206V209L204 210ZM234 209V210H233ZM257 209V210H256ZM11 210H13V211H10ZM204 210V211H203ZM233 210V211H232ZM242 210V211H241ZM33 211V212H32ZM228 211H230L229 212V214L231 213H235L234 214V218H233V215H229L228 214ZM236 211H237V213H236ZM239 212H241V214H239ZM260 212V213H259ZM9 213H11V215H9ZM69 213H70V209H69V207L68 206H65V205H62L61 207H60V209H59V215H60V217H62V218H67L68 216H69ZM35 216V220H33V215ZM229 216H228V215ZM237 214H239V215H237ZM31 216V217H30ZM224 216V217H223ZM236 216H238V217H236ZM244 216V217H243ZM241 217H243V218H241ZM246 217H247V219H249V218H251L250 219V221L251 222H249V220L247 221L246 220ZM15 218V219H14ZM253 218V219H252ZM14 219V220H13ZM149 219V220H148ZM225 220L227 221L226 223H225ZM254 221V223H253V221ZM256 220V221H255ZM154 221V220H153ZM215 221V222H214ZM13 222H15V225H16V228H14L15 227V225H13L14 223ZM25 222H26V224H28V225H30V226H28V225H26L25 224ZM230 222V223H231ZM247 222V223H246ZM250 224H249V223ZM255 225V223H256V226L255 227H253V225ZM209 224V225H208ZM6 225H7V227H6ZM18 225V226H17ZM22 225V226H21ZM87 225H88V227H87ZM238 225H240V223L238 224ZM2 226V227H1ZM25 226H28V227H31L30 229H29V231L28 230H26V229H28V227H25ZM91 226H92V224H91V222H87V224L85 225V227H87V228H89V230L90 231H92V232H89V241H91L92 242V244H94L96 247H98V246H100L102 243H103V239H101V236H100V234H99V232H98V230H96V228H93L92 227V229H91ZM193 226V227H194ZM17 227H18V229H17ZM20 227H22V228H24L23 230H22V232H21V228ZM128 227V228H127ZM210 227L213 229V231H211L212 229H210ZM40 228V229H39ZM15 229V230H14ZM20 229V230H19ZM44 229V230H43ZM248 229V231L250 230L249 229V227L247 228ZM6 230V231H5ZM7 230H9V231H7ZM18 230V231H17ZM32 230V231H31ZM249 231V232H252V231ZM153 233H152V232ZM9 232V233H8ZM10 232H12V233H10ZM27 234H26V233ZM49 234H48V233ZM13 233H14V235H13ZM19 233V236L17 235V234ZM20 233H22L23 235L24 234H26L24 237H23V235H22V239H20V240H17L16 239V237L17 238H19L20 236H21V234ZM48 234V235H46V234ZM213 233H215V235L213 234ZM260 233H261V231H260ZM8 234V235H7ZM45 234V235H44ZM7 235V236H6ZM17 235V236H16ZM156 235V236H155ZM262 235H264V234H260V236H258L257 238H254V239H250L251 241H247V239H242V240H240V239H237L236 240V238H234V237H232V236H228V237H226L227 238V240H226V238H224V240H225V242H228L227 244H225L226 246H227V248L226 249H228L229 251H231V241L234 239L235 240V242H234V240H233V244L237 247H232L234 250L233 251H236L237 253H235L234 255H233V251H231L230 253L234 256V258H236L237 259V257L239 258V257H241V258H239L240 260H239V262H238V259H237V263H235V264H239L240 262V264H247L248 262V264H255L254 263V261H255V258H256V255H257V252H258V247H260V245H261V241H262ZM16 236V237H15ZM208 236V237H207ZM210 236V237H209ZM9 237H11L12 239H10ZM40 237V238H39ZM207 237V238H206ZM41 238H43V239H41ZM204 238V240L202 241V240H200V239H203ZM216 238H215V240H216ZM231 238H233V239H231ZM14 239V240H13ZM35 239V240H34ZM229 239H231L230 241H229ZM11 240V241H10ZM14 242H16V240H17V242L16 243H14ZM30 240H32V238L30 239ZM44 241H47V242H44ZM200 241V242H199ZM205 241L203 242V243H205ZM237 241V242H236ZM21 242H23V243H21ZM26 242V243H25ZM225 242H223V247H226L225 245H224V243ZM240 242V243H239ZM18 243V244H17ZM229 243H230V246H229ZM241 243H242V245H241ZM20 244H22V245H20ZM239 245V248H241V249H239L238 250V245ZM245 244H246V246L247 247H251L252 249H250L251 251H249V254H247V250H249V249H247L246 247H244L245 246ZM21 246L20 247V249H17V246ZM249 245H251V246H249ZM253 245V246H252ZM18 246V247H19ZM169 246H172V247H169ZM230 248H229V247ZM241 246V247H240ZM242 246H243V248H242ZM177 249V251H175L176 249ZM171 248V249H170ZM235 248H236V250H235ZM247 250H246V249ZM78 249V250H77ZM168 249H170V250H168ZM181 249V250H180ZM244 249V250H243ZM17 250V251H16ZM240 250H241V252H240ZM16 251V252H15ZM169 251V252H168ZM241 253L240 255H239V252ZM243 251H245V252H243ZM98 253H96V251H92V250H90L89 248H87L86 246H81V247H78V246H76L74 249H70L69 250V252L67 253V255L66 256H64L65 258H66V262H67V264H119L117 261H110V260H107V257L106 256H104V254L102 255V253L100 254V252L99 251H97ZM170 253V254H169ZM242 253H243V255L245 254V255H247L246 257H245V255H244V257L242 256ZM251 253V254H250ZM201 256H200V255ZM8 255L10 256L9 258H7L8 257ZM174 255V256H173ZM190 255H192L191 257H190ZM219 257V261H220V263H223L224 262V260H225V257L223 258V257H221L220 255H218ZM237 256V257H236ZM13 257V258H14ZM106 257V258H105ZM7 258V259H6ZM201 258V259H200ZM216 258V259H215ZM162 259V260H161ZM193 259H195V260H193ZM216 261H215V260ZM221 259V260H220ZM249 259V260H248ZM3 260V261H2ZM212 260H214V261H212ZM211 260V262L210 263H207V264H212V262H214V264H215V262H216V264L218 263V264H220L219 263V261L217 262V255H215V257L213 258ZM34 261H36V260H34ZM109 261L110 262H113V263H109ZM242 261H244V262H242Z\"/></svg>", "mask_w": 264, "mask_h": 264}, {"label": "bare ground", "instance_id": "2", "mask_svg": "<svg viewBox=\"0 0 264 264\" xmlns=\"http://www.w3.org/2000/svg\"><path fill=\"white\" fill-rule=\"evenodd\" d=\"M15 1V0H14ZM21 1H23L24 2V0H21ZM27 1V4H28V0H25V2ZM37 0H35V2H36ZM64 1L66 2L67 0H63V2H62V0H57V3L55 4V2H54V0H46V5L47 6H53V7H51V8H47V10H46V13H45V18L44 19H46V21H47V28H46V33H45V39H46V41H44V43L45 42H48L50 39H51V26H50V24H51V22H52V20H53V15H54V13L56 12H59V14L57 15V16H59V19H60V17H61V19L58 21L59 23H61L62 24V22H60V21H63V25H62V28L61 29H63V33L65 34H67V37L63 40V42L59 45V50L57 49V48H55L56 49V51L57 52H55V54H54V58L56 59V62H57V64H60L61 65V71H62V74L65 76V78L66 77H69V75H70V73L72 72H74V73H78V74H81V75H83V77L82 78H80L81 79V81H80V79L79 80H76V84H75V80H72V81H74L73 83L75 84V86L73 87V90H74V92L75 91H77V92H81L82 93V91H83V94H85L84 93V87H85V78L84 77H87L89 80H91V81H93L94 83H95V85L98 87V84L100 85L103 81H106V79L107 78H110V79H112L111 77H112V75L116 72V73H118V74H116L117 75V77L119 78V75H121V70H120V68L119 67H121V66H118V65H120V64H122V62H124L123 60H127L126 58H124L123 60H121L120 62L121 63H119V64H113V65H107L105 62H103L102 63V61H101V63L102 64H100L99 62H98V64L99 65H103V67H104V65L105 66H108V67H106L103 71L102 70H100V69H103V67L102 66H98L99 68H98V70H100V72H98V70H97V65H96V58H98V57H94V56H96L97 54H98V56H100L99 55V53L98 52H100V51H106V53H112V52H115L114 50L116 49V48H114V42L115 43H117V42H119V39H117L118 38V36L116 37H114V40H111V42H107V43H112V41H113V43L111 44V45H106V44H104V42L105 41H102V40H105V38H106V40L109 38V39H111L110 37L113 35L111 32V26H110V24L108 23V22H106L107 24V26L110 28V31L108 30L109 28H105L104 26H105V24H104V28H105V31L107 30V31H109L112 35H110L109 34V36L110 37H106V36H108V34H106V36L103 34V33H105V32H103V29H97L99 26H97L98 24H96L98 21V19H100V15H99V13H100V11H96V13L94 14V15H92V16H90V19H88L89 17H88V11L86 10V7H85V9H83L82 10V12L81 13H79L80 12V9H81V6H80V9L78 10V12H77V14L75 15V16H73V14H74V12H72V11H75L76 12V9H78V8H75V7H72V8H75V9H73L72 11L69 9V8H64V9H60V8H56V7H54V6H56V5H61V4H63V5H66L65 3H64ZM69 1H71V0H68V2ZM73 1V0H72ZM70 2V3H73L74 4V2ZM90 1V0H89ZM98 1V0H97ZM108 1V0H107ZM106 1V2H107ZM117 1V0H116ZM121 1L124 3H127V5L128 6H130L131 7V12L129 13V15H130V17L132 18V17H136V18H144V17H147V16H154V17H158V18H160V17H162L164 20H166V21H169V23H167V24H165L164 25V28L166 29L165 31H163L161 34H159V35H161V36H163V35H165L164 33H166V32H170V30L168 29V28H170L169 27V25L171 24V22H170V20L172 21V20H174V18H172V17H167V16H163V15H165L166 13H164L163 15H161L162 14V12H161V14H160V11L161 10H159L158 12H156V10H155V12H154V9H153V5H155V4H153L152 2H154L153 0H152V4H150V6H151V8L152 9H150V7H149V9L150 10H153V11H150V10H143V9H146L144 6H147V0H120L119 2H120V4H121ZM151 1V0H150ZM159 1V0H158ZM164 1V0H163ZM166 1V0H165ZM222 1V0H221ZM32 2V1H31ZM34 2V1H33ZM68 2H66L67 4H70V3H68ZM77 2H78V0H77ZM83 2V1H82ZM92 2H93V0H92ZM103 2V1H102ZM110 2H111V0H110ZM138 2V4H140V7H141V5L144 3V6H143V9H138L137 7H139V5H137L136 3ZM149 2V1H148ZM157 1H155V3H156ZM162 2V1H161ZM168 2H169V0H168ZM171 2V1H170ZM173 2V1H172ZM180 2H183V0H181ZM188 2V0L187 1H185V5H186V3ZM200 2V1H199ZM2 3V2H1ZM15 3V2H14ZM36 3H39V2H36ZM101 3V2H100ZM115 3V2H114ZM146 3V4H145ZM158 3V2H157ZM159 3H160V1H159ZM177 2H173V4L172 5H175ZM23 4V6H25L24 5V3H22ZM33 4V3H32ZM35 4V3H34ZM77 4V3H76ZM107 4V3H106ZM108 4H109V1H108ZM107 4V5H108ZM161 4V3H160ZM169 4V3H168ZM170 4V5H171ZM180 4V3H179ZM188 4V3H187ZM199 4V3H198ZM202 4V2H200V5ZM211 4H212V2H211ZM215 4V3H214ZM253 4H256V5H258L259 4V0H223V3H222V6H224V5H233V6H235V7H233L232 9H230V11H232V12H241V11H245L246 10V8H245V6H247V5H253ZM18 5V4H17ZM91 5H93V3L91 4ZM103 6L104 7V5H102V4H99V6ZM162 5V4H161ZM171 5V6H172ZM203 5V4H202ZM71 6V5H70ZM77 6H79V5H77ZM112 5H110V7H111ZM137 6V7H136ZM148 6H149V3H148ZM160 6V5H159ZM177 6V5H176ZM220 6V5H219ZM221 6V7H222ZM94 7V6H93ZM113 7H114V5H113ZM170 7V6H169ZM71 8V7H70ZM101 8V7H100ZM100 8H98V9H100ZM107 8H108V6H107ZM154 8H158V7H154ZM163 8V7H162ZM220 8V7H219ZM218 8V5H217V7L214 9V11H213V13H215L216 11H219V10H221L222 8H220L219 9ZM25 9V8H24ZM27 9V14H29V15H24V16H22L21 15V17L23 18V17H25V16H27L26 18H27V21H26V24H24V25H22V26H25V25H27L28 23H29V18H30V16H31V14H32V9H30V8H26ZM97 9V8H96ZM106 9V7L104 8V10ZM111 9V8H110ZM147 9H148V7H147ZM176 9V8H175ZM68 10V11H67ZM103 10V9H102ZM103 10V11H104ZM172 10V12H173V9H171ZM14 11H16V12H18L17 10H14ZM25 11V10H24ZM109 11V10H108ZM116 11V10H115ZM165 11V9L163 10V12ZM169 11V10H168ZM180 11V10H179ZM185 11V10H184ZM257 11V13H258V9L256 10ZM15 12V13H16ZM22 12V11H21ZM166 12H167V9H166ZM171 12V13H172ZM180 12H182V11H180ZM201 12L203 13V11L201 10ZM26 13V12H25ZM73 13V14H72ZM97 13H98V15H99V17L97 16ZM105 13H106V10H105ZM109 13H110V11H109ZM108 13V14H109ZM131 13H133L132 15H131ZM171 13L169 12V14L171 15ZM205 13V12H204ZM18 14H19V12H18ZM71 15L72 14V16L73 17H69V15ZM112 14H114L113 12H112ZM111 14V15H112ZM116 14V13H115ZM121 14V13H120ZM176 15H178L177 14V12L175 13ZM68 16L69 18H66V16ZM117 15V14H116ZM116 15L114 16V18H113V20L115 19V17H116ZM181 16H182V14H180ZM17 16V15H16ZM93 16H95V18L93 17ZM104 16V15H103ZM105 16H107L106 14H105ZM126 16V15H125ZM128 16V15H127ZM171 16H173V14L171 15ZM179 16V15H178ZM181 16H179L180 18H181ZM20 17V16H19ZM93 17V18H92ZM120 17H121V15L118 17L119 19H120ZM15 18H17V17H15ZM102 18V17H101ZM104 18V17H103ZM102 18V19H103ZM124 18V17H123ZM172 18V19H171ZM176 18V17H175ZM178 18V17H177ZM176 18V19H177ZM19 19V18H18ZM125 19V18H124ZM26 19H24V21H25ZM104 21H106L105 19H103ZM108 20H110V19H108ZM118 20V19H117ZM116 20V21H117ZM121 20H123L122 18H121ZM181 20H183L182 18H181ZM181 20H179V18H178V21H180L179 22V24H178V21H176V22H174V23H177L176 24V26L177 25H180L181 24ZM21 21V20H20ZM86 21H88V23H90V26H92L93 28H95V29H97L98 31H96L95 29H93V31L94 32H97V34H95V33H93V31H90L89 30V28H88V30L90 31V33L92 32L93 34H95L94 36L92 35V37H91V41L90 40H88L89 39V34L87 33V30H85V32H86V35H85V33H83V31H82V27H83V24H84V22H86ZM100 21V20H99ZM104 21L102 22V23H104ZM118 21H120V20H118ZM0 22H1V24H2V21H1V19H0ZM21 22H23V20L21 21ZM110 22H112V23H114L115 22V20H114V22L112 21V20H110ZM124 22V21H123ZM125 22H126V20H125ZM124 22V23H125ZM15 24H16V20H15V22H14ZM24 23V22H23ZM44 24H46V23H44ZM60 24V25H61ZM121 24V23H120ZM3 26L2 27H4V29L3 30H5L6 28H5V24H2ZM17 25V24H16ZM30 25V24H29ZM28 25V26H29ZM66 25H71L72 26V32H69L68 30H66ZM89 25V24H88ZM102 25V24H101ZM114 25V24H113ZM11 26H13V24L11 25ZM11 26L9 27V29L11 28ZM18 26V25H17ZM44 26H46V25H44ZM120 26H122V25H120ZM119 26V27H120ZM175 26V28H173L172 27V25H171V27H172V33H171V35H169L170 33H166L167 35H169V37L170 36H172L173 34H174V36H175V34L176 33H178L180 30L178 29V27H176ZM61 27V26H60ZM100 27H102V26H100ZM1 28V27H0ZM16 29L17 27H12V29ZM20 28H24V27H20ZM27 28V27H26ZM26 28L25 29H23V31L24 30H26ZM43 28V27H42ZM86 28V27H85ZM117 28H118V26H117ZM122 28V27H121ZM29 29V28H28ZM27 29V30H28ZM113 29H116V28H113ZM7 30V29H6ZM19 30V29H18ZM17 30V31H18ZM92 30V29H91ZM1 31V30H0ZM10 31V30H9ZM14 31V30H13ZM20 31H22V29L20 30ZM32 31V30H31ZM88 31V32H89ZM115 31L116 30H113V33H115ZM120 31V30H119ZM12 32V31H11ZM27 32V31H26ZM34 32V31H33ZM32 32V33H33ZM117 32V31H116ZM182 32V31H181ZM180 32V33H181ZM4 33V32H3ZM3 33H0V35L1 34H3ZM7 33H8V31H7ZM13 33V32H12ZM30 33V32H29ZM91 33V34H92ZM106 33H108V32H106ZM183 33H184V31H183ZM25 33L23 32V35H24ZM65 34V35H66ZM88 34V35H87ZM118 34V33H117ZM182 34V33H181ZM22 35V36H23ZM32 35H35L34 33L32 34ZM9 36V35H8ZM7 36V37H8ZM43 36V35H42ZM178 36H180V34L178 35ZM193 37L191 38V39H193L192 41V43H194L195 42V40L197 41L196 42V44L199 42V43H201V44H206V45H208L209 47H213V46H216L215 45V43L214 42H212L211 40H209V41H203V40H201L200 38H199V36H197V35H192ZM2 37V36H1ZM38 36H36V38H37ZM57 37V36H56ZM163 37H165V36H163ZM20 38V37H19ZM25 38V37H24ZM36 38H35V40H36ZM39 38H40V36H39ZM88 38V39H87ZM173 38V37H172ZM240 38H241V41L247 46V39H246V37L243 35V34H241L240 35ZM10 39V38H9ZM28 39V38H27ZM31 39V38H30ZM58 39V38H57ZM191 39H190V41H189V44H190V42H191ZM5 40V39H4ZM3 40V41H4ZM52 40V39H51ZM56 40V39H55ZM88 40V41H87ZM11 41H13L14 42V40H11ZM17 41V40H16ZM1 42V41H0ZM5 42H7V40H5ZM32 42V41H31ZM50 42V41H49ZM134 42V41H133ZM35 43V42H34ZM33 43V44H34ZM43 43V44H44ZM52 43V42H51ZM256 43H257V48H258V46H259V40H258V37H257V41H256ZM6 44V43H5ZM10 44V43H9ZM16 44V43H15ZM18 44V43H17ZM22 44V43H21ZM26 44V43H25ZM38 44V43H37ZM74 44H78L79 45V50H80V52H82L83 53V55L78 59L75 55H74ZM123 44V43H122ZM126 43H124L123 45H125ZM4 45V44H3ZM2 45V46H3ZM11 45H13V44H11ZM22 45H24V43L22 44ZM116 45V44H115ZM121 45V44H120ZM129 45H131V44H129ZM5 46V45H4ZM7 46V45H6ZM14 46V48H15V46L16 45H13ZM37 46V45H36ZM127 46V45H126ZM126 46H124V47H126ZM204 45H202V47H203ZM17 47V46H16ZM19 47V46H18ZM26 47V46H25ZM24 47V48H25ZM49 47V46H48ZM51 47V46H50ZM49 47V48H50ZM70 47H71V49H70ZM120 47H122V46H120ZM129 47V46H128ZM202 47H200V48H202ZM217 47V46H216ZM6 48V47H5ZM9 48V47H8ZM7 48V49H8ZM13 48V47H12ZM21 48H23L21 45H20V49ZM23 48V49H24ZM194 48V47H193ZM215 48V47H214ZM213 48V49H214ZM219 48V47H218ZM209 49V48H208ZM208 49H207V51H208ZM217 49V48H216ZM119 50V49H118ZM126 50V49H125ZM128 51H129V49H127ZM146 50V49H145ZM194 50V49H193ZM3 51V50H2ZM9 51V50H8ZM11 51H12V49H11ZM20 51H22V50H20ZM50 51V50H49ZM147 51V50H146ZM146 51H144V53L146 52ZM158 51H160V50H157V52ZM218 51H219V49H218ZM1 52V51H0ZM3 52H7L6 50L5 51H3ZM27 52V51H26ZM103 52V53H104ZM117 52V51H116ZM115 52V53H116ZM125 52V51H124ZM178 52V51H177ZM191 53H193L194 54V51L192 52V51H190ZM197 52V51H196ZM195 52V53H196ZM201 52V51H200ZM219 52H221L222 53V51H219ZM11 53V52H10ZM22 52H20V54H21ZM97 53V54H96ZM101 53V52H100ZM105 53V54H106ZM128 53V52H127ZM127 53H124L125 55L127 54ZM129 53H131L130 51H129ZM128 53V54H129ZM141 53V52H140ZM163 53H165V52H162V54ZM220 53V54H221ZM2 53H0V55H1ZM8 54V53H7ZM7 54H5V56L7 55ZM15 54H16V52H15ZM96 54V55H95ZM120 54V53H119ZM123 53H122V55L120 54V56L118 55V52H117V58H120L121 56H123L124 55ZM148 54H150V53H148ZM157 54V53H156ZM160 54V53H159ZM159 54H157L158 56H160ZM161 54V55H162ZM177 54V53H176ZM184 54H187V52L186 53H184ZM202 54V53H201ZM200 53H196V56L197 55H201ZM204 54V53H203ZM13 55V54H12ZM17 55H19V54H17ZM47 55V54H46ZM49 55V54H48ZM52 55V54H51ZM102 55V54H101ZM108 55V54H107ZM109 55H111V54H109ZM129 55H131V54H129ZM139 55H141V54H139ZM138 55V56H139ZM156 55V56H157ZM204 55H206V54H204ZM203 55V56H204ZM207 55H208V53H207ZM222 55H223V53H222ZM3 56V55H2ZM27 56V55H26ZM70 56L72 57L73 56V58H74V60L71 62V59H70ZM128 55H126V57H127ZM142 56H144V55H142ZM141 56V57H142ZM187 57H186V59H181V60H178V61H181L179 64H178V62L176 63L175 61V63L176 64H178L177 65V67L175 68V66H174V64H173V66H174V73H173V75H172V77L171 78H169V76H168V78L170 79V82L168 81V82H166V85L168 86V89L170 88V89H172L171 90V92H174L173 90H174V88L175 89H177V87L179 86V84H183L184 82H187V83H189V87H190V89H188L189 91V93H188V95L187 94H185L184 92V94L185 95H187L188 96V98L191 96H193V95H195V94H197V92H198V88H200V87H198V88H196V87H194L193 86V80H195L196 78L197 79H200V78H198V77H196L195 75H194V72H195V69L193 70V68L196 66H191V61L192 60H190V59H188V56H189V53L186 55ZM193 57L192 58H195L194 56L195 55H192ZM202 56V57H203ZM12 57V56H11ZM20 57H21V55H20ZM49 57H51V56H49ZM93 57H94V59H93ZM102 58H104L105 57V55H102L101 56ZM134 57V56H133ZM133 57H130L129 58V62H130V60H132V59H134ZM147 57V56H146ZM150 57V56H149ZM161 58H162V56H160ZM164 58L166 57V56H163ZM179 57H181V56H179ZM183 57V56H182ZM201 57V58H202ZM237 57V56H236ZM252 57V56H251ZM253 57L255 58L256 57V61H259L260 62V57H259V54H258V51H257V53L256 54H254L253 55ZM7 58V57H6ZM10 58V57H9ZM8 58V59H9ZM23 58H25V56L23 57ZM53 58V59H54ZM117 58H115V60L117 59ZM132 58V59H131ZM145 58V57H144ZM143 57H142V59H144ZM156 58V57H155ZM163 58V59H164ZM185 58V57H184ZM190 58V57H189ZM191 58V59H192ZM196 58H199V61H200V57H196ZM195 58V59H196ZM4 59V56H3V58H2V60ZM16 59H19V57L18 58H16ZM16 59H14L15 61H16ZM47 59H48V57H47ZM51 59V58H50ZM92 59H93V62L95 61V63H93L92 62ZM100 59L101 58H98V60L100 61ZM111 59H113V58H111ZM150 59V58H149ZM157 59V58H156ZM156 59H154V60H156ZM162 59V60H163ZM195 59H193V61L195 60ZM205 59V58H204ZM251 59V58H250ZM259 59V60H258ZM49 60V59H48ZM105 60V59H104ZM114 60V61H115ZM165 60H167L168 61V59H165ZM203 60V59H202ZM206 60H208L207 58H206ZM233 60H235V58L233 59ZM7 61V60H6ZM44 61V60H43ZM55 61V60H54ZM106 61V60H105ZM108 61V60H107ZM106 61V62H107ZM119 61V60H118ZM117 61V62H118ZM149 61V60H148ZM177 61V60H176ZM198 61V59L197 60H195V62H197ZM256 61H255V59H254V61H253V63L254 64H256ZM0 62H1V60H0ZM46 62V61H45ZM59 62V63H58ZM132 62H133V60H132ZM143 62H147V61H142L141 63H143ZM152 62H154V61H152ZM157 62H161V60L160 61H155V63H156V65L157 64H160V63H157ZM195 62H194V64H195ZM201 62V61H200ZM203 62V61H202ZM3 63H4V61H3ZM22 63V61L20 62V64ZM53 63V62H52ZM55 63V62H54ZM79 63V64H78ZM109 63V62H108ZM111 63V62H110ZM112 63H113V60H112ZM126 63V62H125ZM140 63V62H139ZM151 62H149V64H150ZM2 64V63H1ZM0 64V65H1ZM5 64V63H4ZM10 64H13V63H10ZM14 64H17L18 65V63H14ZM49 64V63H48ZM136 64H138V62H136L135 63V66L137 67V65ZM147 64V63H146ZM197 64H198V62H197ZM232 64V63H231ZM17 65H15L16 67H18ZM52 65V64H51ZM54 65V64H53ZM127 65V64H126ZM131 65H133V64H131ZM143 65V64H142ZM141 65V66H142ZM153 65V64H152ZM4 66V65H3ZM13 65H11V67H12ZM20 66V65H19ZM144 66V65H143ZM142 66V67H143ZM146 66V65H145ZM155 66V65H154ZM170 66V65H169ZM192 68H191V67ZM1 67H2V65H1ZM47 67H49V66H47ZM46 67V68H47ZM80 67V68H79ZM123 67V66H122ZM131 66H129V68H130ZM133 67V66H132ZM139 67V66H138ZM147 67V66H146ZM149 67V66H148ZM146 68V69H149V68ZM4 68H6L7 69V67H4ZM13 68V67H12ZM11 68V69H12ZM133 68H135V67H133ZM153 68V67H152ZM155 68V67H154ZM168 68V67H167ZM170 68V67H169ZM169 68L167 69V70H169ZM10 69V70H11ZM13 69H15V68H13ZM12 69V70H13ZM56 69V68H55ZM122 69V68H121ZM126 69H128V67L126 68ZM135 69H137V68H135ZM135 69H133V70H135ZM139 69H141L140 67H139ZM137 70V71H140V70ZM143 69H144V67L141 69L142 71H143ZM159 69V68H158ZM2 70H4V69H2ZM10 70H8V71H10ZM46 70V69H45ZM145 70V69H144ZM170 70H171V68H170ZM173 70V69H172ZM5 71V70H4ZM152 71V70H151ZM161 71H162V69H161ZM5 72H7V71H5ZM46 72V71H45ZM49 72V71H48ZM114 72V73H113ZM125 72V71H124ZM126 72H128V71H126ZM125 72V73H126ZM130 72V71H129ZM129 72H128V75H130L129 74ZM132 72V71H131ZM134 72V71H133ZM136 72V71H135ZM150 72V71H149ZM148 72V73H149ZM155 72H156V70H155ZM159 73H160V71H158ZM158 72H156V74L158 73ZM167 72V71H166ZM170 72V71H169ZM2 73L3 72H1V75H2ZM15 73V72H14ZM50 73H52V72H50ZM50 73H48V74H50ZM138 72H136L135 74L134 73H132L133 74V76L135 77L136 76V78L135 79H137V75H141V73L145 76V75H147V74H144V73H146L145 71H144V73L143 72H141L140 71V73H138ZM172 73V72H171ZM231 73H233V71L231 72ZM231 73H229V74H231ZM250 73V72H249ZM9 74L10 73H8V76H9ZM55 74V73H54ZM57 74V73H56ZM55 74V75H56ZM60 74V73H59ZM58 74V75H59ZM77 74V75H78ZM131 74V75H132ZM137 74V75H136ZM247 74V73H246ZM251 74V76L253 75L252 73H250ZM54 75V76H55ZM74 76H75V74H73ZM153 75H155V73L153 74ZM158 75V74H157ZM157 75H156V77H157ZM162 75V74H161ZM164 75H166V73L164 72V74H163V76ZM232 75V74H231ZM230 75V76H231ZM235 75V74H234ZM234 75H232V77H230V78H233V76ZM3 76V75H2ZM8 76H5V77H8ZM21 76V75H20ZM47 76V75H46ZM45 76V77H46ZM52 77H54L53 75H51ZM122 76V75H121ZM132 76V77H133ZM150 76H152V74H150ZM163 76H162V79L161 80H163L164 78H163ZM245 77H246V75H244ZM254 76V75H253ZM252 76V77H253ZM10 77H11V79H12V76H11V74H10ZM9 77V78H10ZM22 77V76H21ZM51 77V78H52ZM125 77V76H124ZM131 77V76H130ZM130 77H127V73H126V78H124L125 80H126V83H127V85L128 84H130L128 81H127V78H130ZM131 77V78H132ZM138 77H140V78H138V79H142V76H138ZM158 77H160V74H159V76ZM157 77V78H158ZM165 77V76H164ZM248 77H249V74H248ZM255 77V76H254ZM2 78V77H1ZM54 78H56V76L54 77ZM60 78V76L58 77V79ZM84 78V79H83ZM115 78V77H114ZM122 78H123V76H122ZM121 77H120V79H122ZM130 78V79H131ZM155 78V77H154ZM154 78H150V80L152 81L151 82V85L152 84H155L156 82H157V80L158 79H154ZM161 78V77H160ZM173 78V79H172ZM251 78V77H250ZM249 78V79H250ZM6 79V78H5ZM57 79V78H56ZM57 79V80H58ZM120 79H117L118 80V82H120L121 80ZM129 79V81L131 82V84H133L132 83V81L134 82L135 80H130ZM132 79H134V78H132ZM145 79V78H144ZM214 79V78H213ZM254 80H255V78H253ZM23 80V79H22ZM21 80V81H22ZM45 80V79H44ZM47 80V79H46ZM45 80V81H46ZM49 80H50V77H49ZM60 80V79H59ZM113 80V79H112ZM112 80L110 81V82H112ZM115 80V79H114ZM120 80V81H119ZM125 80H123V81H125ZM161 80H158V81H160V82H164V81H161ZM172 80V81H171ZM183 80V81H182ZM215 80V79H214ZM232 80H234V78L232 79ZM242 80H243V82H244V78H242ZM248 80V79H247ZM4 81V80H3ZM19 81V80H18ZM78 81H80V82H78ZM156 81V82H155ZM216 81V80H215ZM240 81V80H239ZM249 82H251L252 81V78H251V80H248ZM248 81H246V83L248 82ZM56 82H58V81H56L55 80V84H56ZM101 82V83H100ZM118 82L116 81L115 83H113V86H112V83L110 84L109 82V86H104V88L101 90L100 88H101V86H99L98 87V89H100L101 91H105V90H109V89H115V88H118L119 86H117L118 85ZM142 81H138V83H136V85H139L140 83H141ZM159 82V83H160ZM182 82V83H181ZM241 82V83H240ZM239 82V85L241 84H243L242 83V81H240ZM3 83V82H2ZM19 83H20V81H19ZM33 83V82H32ZM70 83V82H69ZM106 83V82H105ZM144 83H146L145 82V80H144ZM167 83H170L171 85V87H169V85L167 84ZM13 84V83H12ZM35 84V83H34ZM45 84V83H44ZM62 84V83H61ZM64 84V83H63ZM66 84V83H65ZM104 83H102V85H103ZM116 86H115V85ZM120 84V83H119ZM143 84V83H142ZM250 84H253V81L250 83ZM21 85V84H20ZM19 85V86H20ZM48 85V84H47ZM105 85V84H104ZM135 85V83H134V86H136ZM156 85V84H155ZM161 85V86H160ZM159 86H160V89H161V87H163L164 89H165V87L166 86H162V84H160ZM199 84H197L196 86H198ZM237 85V84H236ZM246 85V84H245ZM254 85V84H253ZM252 85V86H253ZM61 86V85H60ZM121 86V85H120ZM130 87L129 88H131V85H129ZM133 86V85H132ZM133 86V87H134ZM141 86H143V85H141ZM141 86H139V89L137 90V92H135V93H137V94H134V100H136L137 102L139 101V102H141L140 100H142V96L145 94L146 96H148V98H150V100H147V101H149L147 104H146V107H147V109L146 110H144L142 107L141 108H138V110H139V113H143V114H145L146 116V118H147V120H151V119H153V118H155V117H157L158 118V115H160L161 113H164V110H167V108L168 107H170V106H168V104H166L167 102L165 101V100H167L166 98L168 97V98H170V93H169V91H168V89H166V91H168L167 92V97H166V95H164L166 92L164 91V89H161V90H163L165 93L163 94V91H159L160 89H156V88H159V87H156V86H153V87H156V88H154V89H151V88H153V87H151L150 86V84H149V88L151 89H149L148 87V89L149 90H146V88H145V90H144V92L142 91L143 89H144V87H143V89L141 90V92H138L139 90H140V87ZM158 86V85H157ZM182 86V85H181ZM200 86V85H199ZM30 87V86H29ZM29 87H28V89H29ZM33 87V86H32ZM49 87V86H48ZM62 87V86H61ZM61 87H59L60 89H61ZM64 87H66V88H68L67 86H64ZM202 87V86H201ZM24 88V87H23ZM36 88V90H37V87H35ZM135 88V87H134ZM133 88V91L136 89H134ZM138 88V87H137ZM142 88V87H141ZM182 88V87H181ZM180 88V89H181ZM183 88H184V86H183ZM215 88H217V87H215ZM237 88H239V87H235V89L236 90H238ZM242 88H244V87H242ZM241 88V89H242ZM252 88H254V87H252ZM18 89H21V88H17V90ZM45 89V88H44ZM55 89H56V85H55ZM59 89V90H60ZM62 89H63V87H62ZM201 89V88H200ZM234 89V90H235ZM255 89V88H254ZM254 89H253V92H254ZM24 90V89H23ZM33 90V89H32ZM46 91L47 90H49V88L48 89H45ZM64 90H66V89H64ZM51 91V90H50ZM55 91V90H54ZM63 91V90H62ZM69 91V90H68ZM67 91V92H68ZM177 91V90H176ZM184 91H186L187 92V90H185L184 89ZM15 92V91H14ZM13 92V93H14ZM22 92V91H21ZM71 92H72V90L70 89V94H71ZM73 92V93H74ZM77 92H75V94L77 93ZM252 91H251V93H253ZM28 93H29V90H28ZM33 93V96H34V92H31V94ZM45 93V92H44ZM51 93V92H50ZM52 93H53V91H52ZM138 93H140L139 95H138ZM181 93V92H180ZM223 93V92H222ZM47 94V93H46ZM68 94V93H67ZM80 94V93H79ZM83 94H81V95H77V97H81ZM254 94V93H253ZM257 94V93H256ZM256 94H254V95H256ZM259 94V93H258ZM257 94V95H258ZM16 95V94H15ZM29 95V94H28ZM44 95V94H43ZM53 95V94H52ZM166 97H164V96ZM229 96H230V94H228ZM254 95H252V96H254ZM31 96V95H30ZM35 96H40V95H35ZM47 96H48V99L49 98H51V100L52 99H54V97L52 98L51 97V95H46V98H47ZM50 96V97H49ZM85 96V98H86V95H84ZM83 97V96H82ZM178 97V96H177ZM185 97V96H184ZM255 97H258V96H255ZM254 97V98H255ZM26 98V97H25ZM38 98V97H37ZM147 98V99H148ZM165 98V99H164ZM172 98H173V96H172ZM186 98V100H187V97H185ZM229 98V97H228ZM252 98V97H251ZM259 98V97H258ZM5 100H6V98H4ZM39 99V98H38ZM244 100H245V96H244V98H243ZM246 99H248V98H246ZM5 100H3V102L5 101ZM16 100H18L17 98H16ZM40 100L41 99H39V103H41L40 102ZM82 100H84V99H82ZM81 100V101H82ZM87 100V99H86ZM144 100V99H143ZM225 100H228V99H225ZM242 100V99H241ZM26 101V102H25ZM25 103H26V107H27V105H30L31 104V106L33 105H36V104H38V101L36 100L35 101V99L32 97V98H26L25 99ZM49 100H47V102H48ZM88 101H89V99H88ZM177 100L175 99V104H174V108H176V112L174 113V111H173V116H172V118L171 119H166V117H163L164 118V120L162 121L161 119V121L163 122V124H161L162 126L161 127H159L160 125H158L157 127L155 126L154 127V129L153 128H151V127H149V129L151 128V130L153 131L152 133H154L155 132V134H156V137H155V141H154V143H152V144H149V143H151V142H149V137H146L145 139H143L144 141L146 140V141H148L149 143V145L147 144V142L145 141V145H143L142 147H140L142 144H143V142H142V144L140 143V142H137V143H139V144H141L140 146H138V147H140L141 148V153H142V150H144V149H146V151H148V153L147 154H144V153H142L140 156H138V154H134V155H132L133 153H132V149H130L131 150V153L132 154H130L129 153V155H125V154H120V153H118L117 152V155L116 156H112V155H110L109 154V152L107 151V149H106V145H109V142H108V144H107V142L105 141V143H106V145H104L103 143H102V141H100L99 139H90V138H92V137H89L90 136V134H91V136H92V132H90L89 133V131H91V128H94V127H96V125L95 126H90V125H86V126H84V127H82L81 125V127L79 128V129H77V131H76V133L74 134V136L77 138H74V140H78L79 139V143L81 142L83 145H79L80 146V148L78 149V150H80V154L79 153H72V152H70V151H68L69 150V148L68 149H66L67 147H64L67 151H64L65 149L63 148V151L69 156V157H71L74 161H81V163H70V164H68L67 166H63V167H61V166H58V165H56V164H54L52 161H53V158L56 156V154H57V151H58V148L57 147H52L51 149H50V151H49V153H48V157L47 158H37V157H35V158H37L38 159V161H40L39 163H41V164H44V170H43V174H47V176L46 177H44V178H46L45 179V181H44V183L42 184L43 186L41 187V188H39V190L36 192L35 190H34V192L35 193H33L34 195L33 196H30L29 195V197L30 198H28L29 199V202H30V205H33L34 204V198H36V197H39V198H41L43 201L42 202H44V207H46V210H44V208L43 209H40V210H38V208L36 207V208H34L33 209V211L34 210H36V212H34V214H35V216H36V222L35 221H33L32 223H36V225H34L35 227H43L45 230H48V232L51 234V237H52V240H51V242H50V244H42V242H40V241H33V237L32 236H30L31 238H32V240H30L31 238H29L28 239V237H29V235L30 234H28V237L27 236H25L26 234H22V233H20L21 234V236L19 237V238H17L18 236H19V233L15 236L16 237V239L17 240H20V239H22L21 237H22V235H23V237H24V239L26 238V240H27V246L26 247H24V248H22L21 246H17V249H20V247H21V250H18L19 252L17 253L16 251V254H18L17 256H12L11 255V257L8 255V257L7 258H11L9 261H11V260H15V259H27V260H32V261H34V260H36V261H41V262H52V261H55V262H57V264H62V262H66V258L64 257V256H66L67 255V253L69 252V250L70 249H74L76 246H78V247H81V246H86L87 248H89L90 250H92V251H96V253H98L97 251H99L100 252V254L102 253V255L104 254V256H106L107 257V260H110V261H117L119 264H138V263H140L142 260H143V258H144V256L148 253L147 252V250H148V248H147V250H146V248L145 247H142L141 245H140V242L138 241V240H136V239H134V238H132V236H131V233L132 232H130V230H127L126 229V226L130 223H132L134 220L136 221V218H137V216H139V214L141 213V212H145V214L147 213L148 214V218H150L151 220H152V222H154V224H153V226H152V228H153V232H154V234H155V232L157 233V232H159V235H160V233H161V237H162V233L164 234L166 231H167V229L169 228V226L171 227V225L173 224L172 223V219L174 218V217H177V220H178V222H177V231L179 230H181V233L183 234L184 232L186 233V235H188V234H190V233H192V234H195L196 232H197V229H198V227H197V229H195L196 227V225L194 226V224L192 225V222L194 221V219L198 216V209L199 208H205L206 209V211H207V213H205V217H206V215H207V217H206V221H207V219H210L209 221L211 222V220H214V219H216V220H219L218 222H217V224H216V222H215V224L213 225V229H214V232L215 233H217V234H221V235H223L222 237H223V240L221 239V241H217L218 239H220L219 237H218V235H216L217 236V238L216 237H214V238H211V239H209L208 241H205L204 240V238L203 239H200V240H204L205 241V243H203V242H200V244H198L197 243V245H199V252H200V254H202V259H204L205 261H206V263L205 264H207V263H210L211 262V260L215 257V255H217V262L219 261V256L218 255H220L221 257H225V260H224V262L223 263H220V261H219V263L220 264H235V263H237V259H238V262H239V258H241V257H237V259L236 258H234V254L235 253H237L236 251H233L234 249L232 248V247H234L235 245L233 244V238H231V239H233L230 243H231V246H230V243H229V246L231 247H229L230 249H231V251H233L232 253H233V255L230 253L231 251H229L228 249H226L227 248V246L225 245V244H227L228 242H225V240H224V238H226V237H228V236H232V237H234V238H236V240L237 239H240V240H242V239H247V241L249 240V241H251L250 239H254V238H257L258 236H260V229L258 228L256 231L254 230V231H252L253 229H255V228H257V227H255V228H252L251 226H248L249 227V229L251 230V228H252V232H249L248 231V227L246 228V227H244V226H247L246 224H244V226H243V223H242V226H241V222H243L244 221V223H245V220H240L241 222H238V220L236 221L235 220V222H237L238 224L240 223V225H236V223L235 224H233L234 222H227L226 220H225V223L226 224H224L223 222H221V221H223V219H226L225 217H227V216H223L224 218L221 220V218H222V214H224L225 213V208H219L220 206H222V205H220L219 206V204H221V203H219V202H223V201H219V200H222V199H224V201L226 200L227 202H228V200H231L229 197L231 196V195H229V193H231L232 192V190H233V187L236 185V187H237V190H235V188L236 187H234V190L237 192V191H239V193H241V195L240 196H242V198L244 199V196L246 195L245 193V191L246 190H244V187L246 186V185H249V182L251 181V180H253V181H255V180H260V178H259V163H258V160H259V153H258V151L256 150V160H257V163H256V165H255V168H257L258 167V169H255L254 171H252V172H245V169H244V172H243V170L241 171V170H239L240 168L238 167V170H236V169H234V171L236 170V172L238 171V175H239V178L237 179V181L236 182H232V181H234V179L236 178V176L234 175V179L231 177V175L233 174H231V175H229V174H227L228 173V171H231L232 169L230 168V167H232L231 165H233L234 163V161L238 158V156L239 155H241V153H245V151H246V145L248 144L247 142H248V140H249V137L250 136H252V135H250V134H248L249 133V131L247 132V134L248 135H245L244 134V137L241 135V137H242V139H240L241 137L239 136V141L237 140L234 144H232V145H229L222 153H220V154H212V155H209V156H205L204 154H202V153H200L199 151H197L195 148H188L186 145H188L189 146V143L188 142H192L193 144H196L197 142H207L208 140H209V138H210V136H209V138L207 137V139L208 140H205V137H203L202 135H195V136H193L194 134L192 133H188V134H186V135H184V137H183V140H181V139H178L179 141H180V143L179 144H175V145H173V141L174 140H177L176 139V137H178V134H180L181 135V133L180 132H182L183 130H182V128L181 127H179L181 124V122H182V124H183V122L184 121H181V122H179V119H177L176 118V114L179 112L178 111V107H177V105H176V102ZM190 101V99L189 100H187V102H189ZM233 101H235V99L233 100ZM232 101V102H233ZM238 102H239V100H237ZM237 101H235V102H233V103H237ZM243 101V100H242ZM258 101V100H257ZM2 102V103H3ZM17 102V101H16ZM37 102V103H36ZM83 102V101H82ZM95 102V101H94ZM93 102V103H94ZM135 102V101H134ZM139 102H138V104H139ZM174 102V101H173ZM180 102V101H179ZM177 103V104H180V103ZM182 102H184V99H183V101ZM241 102V101H240ZM239 102V103H240ZM246 102V101H245ZM86 103H87V101H86ZM96 103H98V102H95V104ZM103 104L104 103H106L105 105H107V102H102ZM114 103H116L115 101H114ZM112 104V105H115V104ZM186 103V102H185ZM239 103H237V104H239ZM253 103H255V101L253 102ZM253 103H251L250 105H252ZM257 103V102H256ZM19 104H20V101H19ZM48 104H50V103H48ZM90 104V102H88L87 104H86V107H87V105H89ZM108 104H110V103H108ZM118 104V103H117ZM116 104V105H117ZM241 104V103H240ZM22 105V104H21ZM21 105H19V106H21ZM92 105V104H91ZM123 105V104H122ZM183 105V108H184V104H182ZM182 105H180V106H182ZM234 105V104H233ZM236 105V104H235ZM258 105V104H257ZM94 106V105H93ZM92 106V107H93ZM118 106V105H117ZM116 106V107H117ZM121 106V105H120ZM125 106H128V105H125ZM139 106V105H138ZM172 106H173V104H172ZM179 106V105H178ZM179 106V107H180ZM186 106H188V104H186ZM239 107H240V105H238ZM244 106V104L242 103V105H241V107H243ZM249 106V105H248ZM247 106V107H248ZM255 106H256V104H255ZM254 106V108H256ZM89 107H91L90 105H89ZM124 107V106H123ZM123 107H122V112H124V110L125 111H129V109L128 108H126V107H124V109H123ZM237 106H235V108H236ZM250 107V106H249ZM251 107H253V105L251 106ZM258 107V106H257ZM9 108H11V107H9ZM117 108H119V106L117 107ZM182 108V107H181ZM182 108V109H183ZM3 109V108H2ZM21 109H22V106H21ZM24 109V108H23ZM34 109H35V106H34ZM33 109V110H34ZM90 109H92V108H90ZM121 109V108H120ZM132 109V108H131ZM135 109V108H134ZM137 109V108H136ZM170 109V108H169ZM180 109V108H179ZM181 109V110H182ZM185 109V108H184ZM243 109V108H242ZM248 109H250V108H248ZM247 109V110H248ZM257 109V108H256ZM1 110V109H0ZM8 110V109H7ZM171 111H172V107H171V109H170ZM187 110H189L190 111V109L187 107ZM5 111V110H4ZM21 111V110H20ZM26 111V110H25ZM135 111H137V110H135ZM134 110L133 111H131L130 113H128V114H131V113H134L135 112ZM168 111V110H167ZM186 111V110H185ZM184 111V112H185ZM239 111V112H238ZM237 112L238 113H240V110H238ZM7 112V111H6ZM15 112V113H14ZM13 113L16 115V113H17V111L15 110ZM21 112H23L24 113V111H21ZM182 112V111H181ZM187 112V111H186ZM243 112V111H242ZM244 112H246V110L244 111ZM243 112V113H244ZM256 112V111H255ZM5 113V112H4ZM10 113V112H9ZM27 113V112H26ZM126 113V112H125ZM126 113V114H127ZM137 113H138V111H137ZM168 114H170V113H172V112H167ZM167 113H166V115H167ZM190 113V112H189ZM18 114V113H17ZM22 114V113H21ZM25 114V113H24ZM23 114V115H24ZM3 114H1V116H2ZM83 115H87V114H85V112H84V114ZM90 115V114H89ZM165 115V114H164ZM165 115V116H166ZM5 116H7L6 114H5ZM9 116H10V114H9ZM9 116H8V118H9ZM14 116V115H13ZM18 116V115H17ZM20 117H21V115H19ZM35 116V115H34ZM128 117H130L129 115H127ZM133 116H135V114L133 115ZM133 116H131V117H133ZM171 116H167V118H169V117H171ZM190 116V115H189ZM240 116H242L241 114H240ZM20 117H19V119H20ZM23 117V116H22ZM130 117V118H131ZM191 117V116H190ZM3 119H4V117H2ZM83 118V117H82ZM135 118V117H134ZM244 117H242V119H243ZM256 118V117H255ZM258 118V117H257ZM1 119V118H0ZM7 119V118H6ZM15 119H17V118H15ZM14 119V120H15ZM21 119H26V115H25V117H23V118H21ZM20 119V120H21ZM156 119V118H155ZM189 119V118H188ZM245 119V118H244ZM259 119V118H258ZM258 119H256L255 120V122H254V119L252 120L253 121V123L252 124H256V121L257 122H259L258 121ZM184 120V119H183ZM190 120H191V125L193 124V126L195 127V125H197V124H201V125H204L205 127H207L206 126V123L208 122L207 121V119H204V118H200V117H192V119L190 118ZM1 121V120H0ZM2 121H4V120H2ZM5 121H7V120H5ZM8 121H9V119H8ZM16 121V120H15ZM15 121H13V122H15ZM22 121V120H21ZM80 121V120H79ZM81 121H82V119H81ZM214 122H215V120H213ZM12 122V123H13ZM20 122V121H19ZM141 122H144V121H141ZM149 122V121H148ZM3 123V122H2ZM5 123V122H4ZM22 123H23V121H22ZM135 123V122H134ZM137 123V122H136ZM145 123V122H144ZM143 123V124H144ZM150 123V122H149ZM148 123V124H149ZM158 123V122H157ZM178 123L180 124L179 126H177L178 125ZM188 123V122H187ZM186 123V121H185V124H186V126L188 127L189 125H190V123H188L187 124ZM240 123H243V122H240ZM18 124V122L16 123V125ZM20 125H21V123H19ZM25 124H26V122H25ZM77 124V123H76ZM75 124V125H76ZM139 124H140V122H139ZM143 124H140V125H142L143 127L144 126H147V125H143ZM147 124V123H146ZM152 124V123H151ZM248 124V123H247ZM250 124H251V122H250ZM5 125H6V123H5ZM7 125H8V122H7ZM9 125H10V122H9ZM8 125V126H9ZM12 126H13V124H11ZM28 125V124H27ZM134 125H136V124H134ZM200 125V126H201ZM208 125V124H207ZM212 125H213V123H212ZM215 125V124H214ZM214 125H213V127H214ZM244 125H246V124H240V128L242 129V126H244ZM257 125V124H256ZM11 126V127H12ZM14 126H15V123H14ZM76 126H78V125H76ZM133 126V125H132ZM153 126H154V123H153ZM208 126H210V125H208ZM247 126V125H246ZM253 126H255V125H253ZM3 127H5V126H3V124H2V126H0V133L2 132V133H4L3 131L5 130V129H7V126L5 127V129L3 128ZM16 127H18V126H15V128L13 127V129H11V131L13 130V131H15V132H17L18 131V133H19V131H22L21 130V128H20V130H14V129H19V128H16ZM126 127V126H125ZM136 127L137 126H134V128L133 127H131L132 129H134V131H135V133H136V131L137 130H139V129H136ZM139 127V126H138ZM143 127L141 128L142 130H143ZM148 127V126H147ZM177 127H178V129L180 128L182 131H180V130H178L177 129ZM258 127H259V124L256 126V127H252V128H254L253 130L254 131H256V132H258ZM1 128H3L2 130L3 131H1ZM74 128H75V126H74ZM144 128H146V127H144ZM190 128V127H189ZM8 129H10V128H8ZM96 129H98V126H97V128ZM95 128H94V132H95V130H96ZM184 129V128H183ZM197 129V128H196ZM200 129V128H199ZM204 129V128H203ZM243 129H244V127H243ZM242 129V130H243ZM126 130V129H125ZM145 130V129H144ZM143 130V133L144 134H147V132L146 131H148L149 132V130L148 129H146L145 131ZM151 130H150V132H151ZM10 131V130H9ZM8 131V132H9ZM92 131H93V129H92ZM189 131V130H188ZM194 131V130H193ZM192 131V132H193ZM215 131H216V128H215V130L214 131H212L211 132V134L213 133V135L215 134ZM252 131V130H251ZM253 131V132H254ZM261 131V130H260ZM7 132V131H6ZM15 132H9V134L8 135H6L7 136V138L8 139H10V140H12V141H14V143H15V145H13V146H16L15 148H14V156H16L17 155V153L18 154H23V156H24V154L25 153H27L28 151H30V149H31V146H32V140H30L31 141V145L29 144V142H27L28 143V145H30L29 147L28 146H26V144H24L25 146H20V145H18V143L20 142L19 141V139L21 140V138H19V135L18 134H15ZM96 132H98V131H96ZM113 132L115 133L116 131H114L113 130ZM113 132H112V134H113ZM133 132V131H132ZM137 132H139V131H137ZM185 132V131H184ZM195 132V131H194ZM207 132V131H206ZM70 133V132H69ZM73 133V132H72ZM108 133V132H107ZM251 133V132H250ZM259 133V132H258ZM5 134H7V133H5ZM5 134L3 135L4 137L2 138L3 140H4V138H6L5 137ZM21 134V133H20ZM94 134V133H93ZM99 134V133H98ZM116 134V133H115ZM137 134V133H136ZM140 133H138L137 135H139ZM150 134V133H149ZM154 134V135H155ZM185 134V133H184ZM195 134H196V132H195ZM197 134H198V131H197ZM199 134H200V132H199ZM240 134H241V132H240ZM253 134V133H252ZM100 135V134H99ZM114 135V134H113ZM143 135V134H142ZM141 135V136H142ZM153 135V136H154ZM205 135V134H204ZM68 136H69V134H68ZM68 136H66V134H65V137H68ZM72 136V135H71ZM96 136V135H95ZM140 136V135H139ZM147 136V135H146ZM150 136V135H149ZM182 136V135H181ZM0 137H1V135H0ZM23 137V136H22ZM26 137V136H25ZM96 137H98L99 138V136H96ZM95 137V138H96ZM145 137V136H144ZM143 137V138H144ZM24 138V137H23ZM22 138V139H23ZM32 138V137H31ZM30 138V139H31ZM100 138H101V136H100ZM113 138V137H112ZM138 138H141V137H138ZM7 139V140H8ZM126 139H127V137H126ZM102 140H104V139H102ZM117 140V139H116ZM115 140V141H116ZM140 140V139H139ZM138 140V141H139ZM151 140V139H150ZM6 141V140H5ZM129 141V140H128ZM140 141H142V140H140ZM256 141V140H255ZM104 142V141H103ZM117 142V141H116ZM257 142H260V141H257ZM128 143V142H127ZM129 143H130V141H129ZM136 143V144H137ZM188 143V144H187ZM247 143V144H246ZM256 143V142H255ZM75 145H77L76 143H74ZM60 145H61V143H60ZM113 145V144H112ZM6 146V145H5ZM9 145H7V147H8ZM64 146V145H63ZM256 146V148H258V144H256L255 145ZM7 147L5 148H3L4 149V151H3V149L2 148H0L1 150H2V152H4V153H1L2 155H4V154H6L7 153ZM72 147H73V144H72ZM75 147V146H74ZM73 147V148H74ZM135 147H136V145H135ZM139 148V149H140ZM5 149L7 150V151H5ZM75 149V148H74ZM73 149V150H74ZM136 149V148H135ZM138 149V148H137ZM139 149H138V152H139ZM0 150V151H1ZM10 150V149H9ZM71 150V149H70ZM72 150V151H73ZM76 150H77V148H76ZM6 152V153H5ZM11 152V151H10ZM9 151H8V153H10ZM134 152V151H133ZM15 153H16V155H15ZM29 153V152H28ZM31 153V152H30ZM30 153L28 154V156L30 155ZM125 153V152H124ZM135 153H136V151H135ZM243 153V154H244ZM128 154V153H127ZM163 154H165L166 155V161H161V157H162V155ZM2 155H1V157H2ZM10 156V155H9ZM9 156H8V159H9ZM138 156V157H137ZM246 156V155H245ZM248 156H249V154L247 155V160H248ZM4 157H6V156H4ZM13 157V156H12ZM12 157H11V159H12ZM25 157V156H24ZM30 158H32V156L30 157ZM5 159V158H4ZM6 159H7V157H6ZM5 159V160H6ZM229 159L231 160V163L229 164L228 163V161H229ZM244 159H245V157H244ZM0 162H2V161H0ZM241 162H242V159H241ZM2 164V163H1ZM4 164H6V163H4ZM4 164H2V165H0L1 167V169H2V171L4 170V168H5V166H4ZM104 164H108V167L106 168V171L108 172V173H110V172H112V171H115L116 173H117V176H116V179H114V180H117V179H119V178H121V177H123V179H124V181L125 180H129V183H130V185L131 184H136V189L134 190V193H132V194H129L124 188H123V186H122V184L117 180V182L115 183L114 182V184H115V186L109 181V178H106L105 177V179L103 180V186H102V189H103V192H104V197H103V200L102 201H100V203L96 206V207H94L95 209L94 210H92V212H88V211H86V212H83V210L85 209V208H87L86 210H89V198H84V196H81V195H76V196H72L71 195V191H72V185L70 184L71 183V180H67V179H64L63 177L64 176H68L67 174H68V172H74L75 170H80V172L82 171V167H86L88 170L90 169L93 173H94V171L96 172H98V170L104 165ZM237 164H239V163H237ZM245 165V164H244ZM243 165V166H244ZM42 166V165H41ZM237 166V165H236ZM240 166V165H239ZM4 167V168H3ZM188 167H191V168H193V172L191 173V174H187V173H185V169L186 168H188ZM245 167H246V165H245ZM9 168V167H8ZM14 168V167H13ZM235 168V167H234ZM242 168V167H241ZM86 169V171H88ZM6 170H7V174L9 175L10 174V172L8 171L9 169H7L6 168ZM13 170V169H12ZM78 170V171H79ZM246 170H247V168H246ZM1 171V170H0ZM10 171H11V169H10ZM85 171V170H84ZM219 172L218 174H219V176L217 175V173H215V172ZM225 171H227V172H225ZM39 172V171H38ZM45 172V173H44ZM83 172V171H82ZM96 172V173H97ZM221 172V173H220ZM19 173H20V171L19 170H17L15 173H14V179H15V177L17 178V176L19 175ZM66 173V175H64ZM71 173V174H72ZM226 173V175H224L223 176V174H225ZM7 174H5V175H7ZM74 174V173H73ZM214 174V175H213ZM215 174L219 177H217L216 179H214V177L213 176H215ZM4 175V176H5ZM64 175V176H63ZM95 175V174H94ZM237 175V176H238ZM2 177V176H1ZM7 177V176H6ZM23 177V176H22ZM216 177V176H215ZM29 178H31V177H29ZM33 178V177H32ZM31 178V179H32ZM43 178V179H44ZM66 178V177H65ZM126 178V179H125ZM1 179V178H0ZM31 179H29L30 181H31ZM34 179V178H33ZM42 179V180H43ZM231 179H233V180H231ZM22 181L23 180V178H19V181ZM38 180V179H37ZM64 180H66L67 182H65ZM2 182H4V181H6V180H1ZM18 181V182H19ZM24 181V180H23ZM29 181V182H30ZM33 181H35V180H33ZM39 181V180H38ZM121 181V180H120ZM229 181H231V182H229ZM21 183V182H20ZM22 183H24V182H22ZM30 183H33V182H30ZM39 183H41L40 181L38 182V184ZM253 183H256V181L255 182H253ZM257 183H260V182H257ZM37 184V183H36ZM22 185V184H21ZM33 185H35V184H33ZM251 186V189L254 191L255 189H259V188H255V189H253L254 188V186H253V188H252V184H250ZM40 186H41V184H40ZM222 186H226V188L224 189V190H228L227 188H229V189H231V192H229V193H225V191L224 190H222L223 188H222ZM233 186V187H232ZM261 185H259V186H257V187H260ZM0 187H2L3 188V186H0ZM35 187L37 188V186L35 185ZM232 187V188H231ZM256 187V186H255ZM101 189V188H100ZM156 189H159V190H163V194H164V196H166L167 197V201L165 202L166 204L165 205H160V204H158L157 203V201L155 200V194H154V192H155V190ZM248 189H250V188H248ZM187 190V192H188V196L189 197H184V196H182V193L183 192H185ZM257 190H255L256 192H257ZM259 190H261V188L259 189ZM101 191V190H100ZM113 191L115 192V195L113 194ZM229 191V190H228ZM248 191H250V190H248ZM248 191H247V193H248ZM253 191H252V193H253ZM227 192V191H226ZM236 192H234V193H236ZM234 193H232V195L234 196L235 194ZM238 193V192H237ZM238 193V194H239ZM243 193L245 194L244 196H243ZM185 194H186V192H185ZM254 194H256V193H254ZM8 195V194H7ZM7 195H5L4 197H6ZM32 195V194H31ZM187 195V194H186ZM256 195H258V194H256ZM9 196V197H8ZM6 198H5V200H8L9 198H10V195H8ZM248 196V195H247ZM247 196H246V199H248L247 198ZM250 196H254L253 194H250L248 197H250ZM3 197V198H4ZM12 197V196H11ZM14 197V196H13ZM63 197H65V198H63ZM234 197H238L237 196V194H236V196H234ZM239 198V197H238ZM259 198V197H258ZM228 199V200H227ZM246 199H244V200H246ZM252 199H253V197H252ZM257 198H255L254 200H256ZM11 200V199H10ZM9 200V201H10ZM40 200V199H39ZM39 200H38V202H39ZM193 200V201H192ZM239 200H240V198H239ZM249 200H251V197L248 199V201H246V202H248L249 204H251V202H253L252 200H251V202H249ZM259 200V199H258ZM8 201V202H9ZM12 201V200H11ZM26 201H27V199H26ZM219 201V202H218ZM225 201V202H226ZM233 201H235V200H233ZM260 201V200H259ZM21 202H22V200L20 199V197H17V196H15L14 197V200H13V203H14V206H13V204H12V207H15L13 210H15V215H14V217L16 218H14L15 219V221H17V223L19 222V224H21L22 223V225L24 224V220H22V218L24 217V216H26L27 214H25V213H23L20 209H19V207H21ZM28 202V201H27ZM28 202V203H29ZM42 202H40V203H42ZM225 202H224V205L223 206H225ZM226 202V203H227ZM231 202H232V200H231ZM231 202L229 201V203L231 204ZM236 202H238L237 200H236ZM235 202V203H236ZM257 202V201H256ZM255 202V203H256ZM260 202H262V200L260 201ZM219 203V204H218ZM244 204H245V202H243ZM247 203V204H248ZM254 203V202H253ZM39 204V203H38ZM37 204V205H38ZM237 204V207H235V208H238L239 206H241V205H239L238 206V204L239 203H236ZM258 207H259V210L260 211H264V204H262V205H260V203L258 202ZM36 205V203H35V206H37ZM40 205H42V204H40ZM40 205H38V206H40ZM62 205H65V206H68L69 207V209H70V213H69V216L65 219V218H62V217H60V215H59V209H60V207L62 206ZM217 206H219V207H217ZM232 206H236V205H232ZM252 206V205H251ZM257 206V205H256ZM33 207V206H32ZM41 207V206H40ZM171 207V210L169 209ZM225 207H227V206H225ZM228 207H230V210L232 209V207L229 205ZM228 207L226 208V211L228 210ZM253 207H255V206H253ZM31 208V207H30ZM29 208V209H30ZM243 208V207H242ZM246 208V207H245ZM249 208V207H248ZM12 209V208H11ZM204 209V210H205ZM239 209H241L240 207H239ZM13 210H11V211H13ZM203 210V211H204ZM234 210V209H233ZM232 210V211H233ZM257 210V209H256ZM10 211V210H9ZM10 211V212H11ZM32 211V212H33ZM242 211V210H241ZM229 212L230 211H228V214H229ZM236 213H237V211H236ZM260 213V212H259ZM227 214V215H228ZM235 214V213H234ZM234 214L232 213H230L229 215H233V218H234ZM239 214H241V212H239ZM239 214H237V215H239ZM9 215H11V213H9ZM33 215V214H32ZM228 215V216H229ZM236 215V214H235ZM1 216V215H0ZM35 216L33 215V220H35L34 218H35ZM19 217H22L21 218V221H20V219H19ZM27 217V216H26ZM31 217V216H30ZM219 217H221V218H219ZM236 217H238V216H236ZM244 217V216H243ZM243 217H241V218H243ZM13 219V220H14ZM24 219V218H23ZM250 219L251 218H249V219H247V217H246V220L248 221L249 220V222H251L250 221ZM253 219V218H252ZM0 220H1V218H0ZM2 220H4L3 218H2ZM1 220V221H2ZM6 220V219H5ZM4 220V221H5ZM149 220V219H148ZM154 220V221H153ZM221 220V221H220ZM91 222V224H92V226H91V229H92V227L93 228H96V230H98V232H99V234H100V236H101V239H103V243L100 245V246H98V247H96L94 244H92V242L91 241H89V232H92V231H90L89 230V228H87L88 227V225H87V227H85V225L87 224V222ZM253 221V220H252ZM256 221V220H255ZM21 222V223H20ZM195 222V221H194ZM248 222V223H249ZM259 222V221H258ZM1 223V225H2V223L3 222H0ZM14 224L13 225H15V222H13ZM247 223V222H246ZM253 223H254V221H253ZM25 224H26V222H25ZM211 224H212V222H211ZM250 224V223H249ZM252 224V223H251ZM21 225V226H22ZM26 225H28V224H26ZM209 225V224H208ZM253 225V224H252ZM255 225H256V223H255ZM18 226V225H17ZM24 226V225H23ZM28 226H30V225H28ZM28 226H25V227H28ZM128 226H130V225H128ZM194 226V227H193ZM257 226H258V223H257ZM2 227V226H1ZM24 227V228H25ZM14 228H16V225H15V227ZM21 228V232H22V230L24 229V228H22V227H20ZM31 227H28V229H26V230H28L29 231V229H30ZM128 228V227H127ZM17 229H18V227H17ZM40 229V228H39ZM43 229V230H44ZM210 229H212L211 227H210ZM213 229L211 230V231H213ZM15 230V229H14ZM20 230V229H19ZM25 230V229H24ZM182 230L184 231V232H182ZM6 231V230H5ZM7 231H9V230H7ZM18 231V230H17ZM32 231V230H31ZM89 231V232H88ZM47 232V233H48ZM152 232V231H151ZM152 232V233H153ZM9 233V232H8ZM10 233H12V232H10ZM48 233V234H49ZM215 233H213L214 235H215ZM46 234V233H45ZM44 234V235H45ZM48 234H46V235H48ZM8 235V234H7ZM6 235V236H7ZM13 235H14V233H13ZM156 236V235H155ZM208 237V236H207ZM206 237V238H207ZM210 237V236H209ZM10 239H12L11 237H9ZM40 238V237H39ZM163 238V237H162ZM215 238H216V240H215ZM41 239H43V238H41ZM231 239H229V241L231 240ZM14 240V239H13ZM12 240V241H13ZM17 240H16V242H17ZM35 240V239H34ZM226 240H227V238H226ZM11 241V240H10ZM14 242V241H13ZM16 242H14V243H16ZM44 242H47V241H44ZM223 242H225L224 243V245L226 246V247H223ZM234 242H235V240H234ZM237 242V241H236ZM21 243H23V242H21ZM26 243V242H25ZM240 243V242H239ZM18 244V243H17ZM20 245H22V244H20ZM238 245V244H237ZM241 245H242V243H241ZM248 246V245H247ZM246 246V244H245V246L244 247H246L247 249H249V250H247L246 248V250L248 251L247 252V254H249V251H251L250 249H252L251 247L249 248V247H247ZM249 246H251V245H249ZM253 246V245H252ZM169 247H172V246H169ZM236 247V246H235ZM241 247V246H240ZM175 248V247H174ZM237 248V247H236ZM236 248H235V250H236ZM242 248H243V246H242ZM171 249V248H170ZM170 249H168V250H170ZM176 249V248H175ZM239 249H241V248H239V245H238V250ZM78 250V249H77ZM181 250V249H180ZM242 250V249H241ZM241 250H240V252H241ZM244 250V249H243ZM175 251H177V249L175 250ZM169 252V251H168ZM239 252V251H238ZM239 252V255L241 254ZM243 252H245V251H243ZM170 254V253H169ZM199 254V255H200ZM251 254V253H250ZM245 255V254H244ZM244 255H243V253H242V256L244 257ZM174 256V255H173ZM192 255H190V257H191ZM201 256V255H200ZM241 256V255H240ZM247 255H245V257H246ZM14 257V258H13ZM105 257V258H106ZM193 257V256H192ZM6 258V259H7ZM201 259V258H200ZM216 259V258H215ZM214 259V260H215ZM162 260V259H161ZM193 260H195V259H193ZM214 260H212V261H214ZM221 260V259H220ZM242 260V259H241ZM240 260V261H241ZM249 260V259H248ZM3 261V260H2ZM8 261V262H9ZM109 261V263H113V262H110ZM216 261V260H215ZM4 262V261H3ZM242 262H244V261H242ZM192 263V262H191ZM190 263V264H191ZM241 263V262H240ZM239 263V264H240ZM249 263V262H248ZM247 263V264H248ZM254 263L255 264H264V235H262V241H261V245H260V247H258V252H257V255H256V258H255V261H254ZM4 264V263H3ZM6 264V263H5ZM203 264V263H202ZM212 264H214V262H212ZM215 264H216V262H215ZM218 264V263H217Z\"/></svg>", "mask_w": 264, "mask_h": 264}, {"label": "snow or ice", "instance_id": "3", "mask_svg": "<svg viewBox=\"0 0 264 264\" xmlns=\"http://www.w3.org/2000/svg\"><path fill=\"white\" fill-rule=\"evenodd\" d=\"M20 7L32 9V14L29 18V23L36 35H39L43 27V18L45 16L44 9L53 6H45L41 4L31 5H16L12 3L0 4V14L3 15L5 28L8 29L15 21V11ZM56 8L64 9L67 7H79L76 5H56ZM175 7L185 9L183 12V23L178 25V29L189 33L190 35H198L203 41L215 43L223 52L225 61H230L236 58L237 55L259 54L261 63L264 64V0H259V4L247 5L246 10L241 12H232L233 5H224L222 9L216 11L211 15H202L200 9L206 7L200 4L177 5ZM259 10L258 13L256 10ZM169 21L162 17L147 16L144 18L132 17L125 22L123 28L118 33V39L122 43L133 41L148 40L155 35L161 34L166 29L164 25ZM66 30L72 32V26L66 25ZM243 34L247 39L246 49H238L237 40ZM257 37L259 46L257 48ZM74 55L79 59L83 53L79 50V45L74 44ZM225 65L219 60L215 63L211 59L198 63L195 66L194 75L196 77H215L217 81V88L213 90L202 88L197 94L190 98L188 108L189 112H178L177 119H187L191 114L192 117H200L204 119H216L215 134L205 143L197 142L194 148L205 156L222 153L229 145L236 142L240 135V123L242 119L240 114L234 109L232 101L233 98L239 95V90H234L227 101L221 99V94L226 86V81L222 78V73ZM50 72L54 73L55 68L50 66ZM55 81L49 82V87H54ZM251 84L248 85L250 89ZM41 96V103L35 105V123L31 126L26 124L21 125V130L27 132L32 137L33 143L30 149L31 155L37 158H47L48 153L52 147H57L58 151L53 158V163L58 166H67L70 163H81V161H74L64 151L60 142L57 140V127L51 126L49 121L51 119V109L46 102V97L43 93L37 90H31ZM84 93L90 102H119L125 105H131L134 101V93L128 87L125 81H121V86L115 89L101 91L97 88L95 83L85 77ZM259 127L261 129V139L258 146L259 151V178L261 184V200L264 203V85L260 90L259 98ZM255 108H251L248 116H252ZM82 113L76 114V119L80 120ZM87 124V117L83 116L81 126ZM254 137H249V156L246 168L251 171L255 168L256 160V146L253 143ZM106 149L110 155H117V148L114 145H106ZM228 163H231L229 159ZM256 225H253L255 227ZM7 227V225H6ZM258 227L262 234H264V215H262ZM3 264V262H0ZM8 264H57V262H41L27 259H15L8 262ZM67 264V262H62ZM160 264H172L169 260H162Z\"/></svg>", "mask_w": 264, "mask_h": 264}]
</instances>
